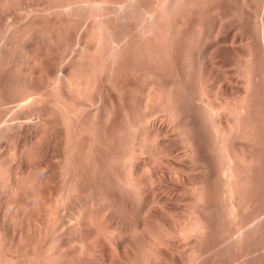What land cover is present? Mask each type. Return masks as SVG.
Wrapping results in <instances>:
<instances>
[{
    "label": "bare ground",
    "instance_id": "obj_1",
    "mask_svg": "<svg viewBox=\"0 0 264 264\" xmlns=\"http://www.w3.org/2000/svg\"><path fill=\"white\" fill-rule=\"evenodd\" d=\"M48 2H51L52 0H46ZM44 1V5H37L36 6V10L34 11V9H32L31 11H34L36 14H38L39 12L37 11H42L41 10V7H45L46 10H43V12L38 16H40L41 18L43 16H41L44 11H49L48 13L46 12V14L44 13V17L43 19L47 18L45 16H49L48 18L51 19L53 18V13H60L62 12L63 15H64V12H65V15L63 16L62 15V18H61V15L59 17V14L56 17L54 16L55 19H58L60 20L59 22H57V24H53L51 25L52 28H51V31L49 30L50 28L48 27H45V28H48V31H46L45 29L43 30V28H41L45 32L42 33L40 29H37L38 31L35 33H37V37L39 35V32L41 34V36H39V38H36L35 39H40V41L43 43L44 40H45V43H46V39L47 37H51V39H49L50 41L48 42L47 41V44L49 46L46 47L48 49H45L44 47V50H47L46 51V54H48L53 48L54 50L56 48L60 49L61 50V47L63 46L64 49L62 48V52H60L59 50L58 51H55L57 54L55 55V57L61 53H63V50H64V54H61L62 58H66V53L68 52V49L71 48L69 50V52L71 53L70 56L73 55V57L71 58L72 61H70L69 59L67 60V62H71L69 64V62L67 63L68 66L65 68V66L67 64H65V60L66 59H61V60H58L59 59V56H57L58 58L56 60L61 61L59 62V65L61 66L63 63L64 65V69L61 68V71L62 73L60 74L59 72V67H58V64L55 63V65L58 67L57 69L54 67V63L52 61V68L58 72V75H57V72L51 76V72L50 74H46L47 72H45V70L47 68L45 67H49L48 65L51 63L49 62V60H51L52 58H54L53 56L54 55H44L43 56V59H42V54H43V45L42 47H40L38 45L37 49L38 48H41L42 50L38 53H33V55L31 53H29L31 56H41V59L42 61H44V58L45 60H47L48 58L52 57L51 59H48L47 62L48 65L45 63L43 65V63H41L42 61L35 57V60L38 61L36 62L35 66H38L37 63L39 64V68L41 66H43L45 68V70L43 68H40V70H44L43 72H45L46 75H44L43 73V77L46 78V80H50V78L52 79L51 82L48 80L47 83L45 82V79H43V81L47 84L46 86H50L52 81L54 80V85H51L52 87H49V89L47 90V88L45 89V86L44 88H40V91L36 90L37 88L34 86L32 88V90L34 88L35 91H38V92H35V91H32L31 93H36L37 95H41L44 91V94H47L49 92V90L53 87H54V92H56V96L53 94L52 96H40V99L38 98L37 100H34L37 95L33 94V95H29L31 93H29L30 91L26 92V96L24 97V99H21L22 100H26L27 104H25L26 102L25 101H22V100H19L20 104L19 107L21 106V104L23 105L22 102H25L24 103V108L25 106H28V108H25V109H31L36 111L38 110L39 112L43 110V118L45 117V114H46V117L48 116L47 112L45 110H49L51 108V110L55 111V107L57 108V110L55 111V113L57 112V115H59V119H58V116L53 112H49L51 117H53L55 115V117L57 116V119L60 120V123H62L64 129H62V125L59 123V126H61L62 130H58L57 128L59 127L58 126V123L59 122L58 120L54 122L57 124H55L51 117H47L51 119V124L52 122L54 123V125H56V129L58 131H62L61 133L63 134H60L57 130V133L59 134V138H56L57 133H53L55 130H53V127L49 128V131L50 130H53L51 131L52 133V136L54 137H51V133H49V131L47 130L45 133V135L47 136V133H48V136H50L51 138L53 139H56L57 143H58V140L60 139V136H61V139L60 141L63 142L62 143V147H63V150L60 152V154L58 153V150H56V156H53L54 158L56 157V161L55 163L57 162V166L59 167L60 166V173H59V169L57 170V172L60 174V176L58 175V181L59 182H62V187L60 188H56L57 185L60 186L58 183L57 185L55 186V188L57 189L56 192L54 191L55 188L52 190L48 189V192L46 191V186L45 184L42 182L43 185H38L40 184L41 182L38 181V184L35 183V186H33V188H38V191H39V187L42 186L46 189L45 192L43 193V189L41 188V191H37V190H34V191H37L33 193L37 196V202L40 200V202H38L40 205H43V207L41 208L42 209V212L39 213L38 211V217H37V213L34 211V213H36L33 217V214L31 213L34 209L31 208V206L34 204V205H37L39 206V204H36V198L35 201H31V204H29L28 206H30V216L29 214H25L24 216H27L29 215V219L31 218H34L32 220V222H35L32 224L27 225L28 228H26V232L29 233V231H31L29 228H32V225L34 226V231H33V238H34V235H36V239L37 237H42V240H39V238L37 239L39 241V243L44 246V233L48 234V233H53L52 236L50 235L51 239H49L47 236V239L49 240H45L46 241V244H45V247L42 248L41 245L38 246L42 249H44L45 251H43V253H46L44 254L43 256V253L40 252L39 254V249L38 248V252L35 250L37 249V246L35 245H38L36 242L37 240L35 241V243L33 242L35 240V238L33 239L32 245L31 242H28V244L30 245H27L29 247H26L25 248V243L23 242V238L26 237L24 234L26 232H21V236L19 239H22V243L23 246L25 249L29 250L32 249L33 251V245L34 247V250L36 252H29L30 254H26V256H28L29 259H25V250L24 248H22L21 250L22 251H18L17 249H20L19 247H17L18 245H15L17 244L19 241H16L17 243L15 244H12L13 242L11 243H8V241L6 242L7 239H4V238H1V240H5L4 243L6 242L7 244H10V246H8V249H6L7 246L4 245L3 243V240L1 241L0 240V264H23L26 260L27 263L25 264H205V262L209 259L208 257L210 256L211 257V262L214 261V258L215 260L216 259H219V256H222L224 253H222L221 251L224 252L227 251L228 249L233 250V248L235 247H238L240 250H237V248L235 250L239 251L240 254H238L239 252L235 251V253L237 252L238 255L234 254V255H230L231 253H226L227 254V257H223L224 255L226 256V254H224L219 260H216L214 263H211V264H248V260H250L249 258H252L251 256H253L254 258H256L257 260H260L261 262H263L264 260H261V259H264V239H261L259 235H262V237H264V233H260V231L262 229H264V198L262 197V195L264 196V111H263V108H262V101H261V98H260V92L262 93V90L260 89V87H263L264 86V0H259L257 1L256 3L257 4H260V6L258 5H255L256 9L259 7L260 8V12L262 11V13H259V10L258 12L253 10L254 12H256L257 16L254 14V17L256 16L258 18V13L262 16H260L258 19H255L252 15V18L251 19H248L251 23L253 24H250V22L248 21V23L250 25H253L252 27H256V24H257V32H256V36H254L256 39H257V46L255 47V44H252L253 42L252 41H255L256 39L254 37H252L250 40L248 37V34H247V37H243V41L241 39V41L243 42V48H244V45H245V48H244V52L242 51L241 53H244L243 57L245 61L241 60L240 59L238 62L240 64L244 63V64H236L237 67L240 66V70L238 72H236L237 76L234 74L235 72L231 73L229 72V75H228V71L227 69L224 67L226 65V62H223L221 63V60L217 57V55H219L218 52V48L221 47V44L223 43L222 40H226L224 38H221L222 36H219L220 34H222L221 32L224 31V33H226L225 31H227L226 27H227V21L228 23L231 22H234L235 20H239V17L242 18L239 14L240 12L247 18L248 16L251 17V14H253L254 12H251L250 13V7H253L251 5H253V1L252 4L250 3V0H235L238 5H239V8L241 9H238L240 10V12L237 10H235V13L238 15V19H236L235 17H233L235 15V13L233 14H230L232 11L229 10V12H225L227 11L225 9V13L223 12V8H220V11H219V5L220 7H222L223 5H221L222 1L220 0V2L218 3L217 0L216 3H218V5L216 4H213L212 1L210 0H204L202 2H205L206 4L204 5L201 4L200 5V2L199 0H148L150 5L147 7V3L146 1L147 0H143L144 3H140V2H143L142 0H67V3L65 4H59L60 2H58L57 0H53V1H56L53 5L52 4H48V2ZM62 1L63 0H59ZM140 1V2H139ZM46 2V3H45ZM201 2V3H202ZM212 4H211V3ZM259 2V3H258ZM64 3V2H63ZM211 5H209V4ZM240 3V4H239ZM249 3L251 4L249 6ZM48 4V5H47ZM56 4V5H55ZM53 5V6H51ZM203 5L205 6L204 8H206L207 5L208 8H209V11H210V6H216L215 8H213V13H214V16H215V19L212 21L211 20V23H213L212 27L211 25L210 26H207L209 25V23L206 25L207 28H210L208 30H210V32L208 33V35H204V30L203 32H201V30H203L205 27H204V24L203 22L204 21H201L205 18L206 20V17L207 15L205 16L204 14V9L201 8V10H199L201 12V14L205 17H203L202 19V15H200L199 11L197 10V7H203ZM47 6H50L52 7L51 9L53 10L54 7L55 9L54 10H61V11H58V12H54V11H50L51 9H49L50 7L47 8ZM143 6H146V7H143ZM180 6V10L178 9V7ZM218 6V8H217ZM241 6V7H240ZM68 7V9L66 8ZM71 7V8H69ZM130 8V10H136V14L139 13V16L137 14V17L138 20H137V24H134L132 25V21L133 18H128L129 16H125L124 12H126V8ZM128 8V10H129ZM208 8H206L208 10ZM258 8V9H259ZM48 9V10H47ZM216 9V10H215ZM222 9V10H221ZM128 10H127V13H128ZM195 10L196 11V14L199 13L200 17H198L199 15H196V20L193 18H191L192 16L191 15H194L195 14ZM215 10V11H214ZM252 10V9H251ZM30 11V12H31ZM192 11H194L193 13H191ZM203 11V12H202ZM211 11H212V7H211ZM219 11V12H217ZM34 12H31V14L33 13L35 15ZM66 12H67V15L68 13H74L72 15H68V16H72V20L71 19H66L65 20V16H66ZM134 13H131V11H129V13L132 15H130V17H133V15H136ZM217 12V13H216ZM223 12V13H222ZM49 13H52L51 17L50 15H48ZM60 13V14H62ZM186 13H191L190 15L186 14ZM207 13H210V12H206ZM32 14V15H33ZM79 15L78 17L80 18H77V19H80V20H85V24L84 26L85 29H83L81 23H84L82 21H79L77 20L76 21V18L75 16L76 15ZM33 15V16H34ZM208 18L210 17V14H208ZM212 17L213 14L211 13ZM37 15H35V17L37 19L38 18ZM74 16V17H73ZM188 16V17H187ZM191 16V17H190ZM231 16V19H228V17L230 18ZM33 17V18H35ZM77 17V16H76ZM113 17H116V19L118 18V22H119V18L123 21L124 18L126 19V17L130 20V27L132 28L133 26L136 27H133L134 31L130 28V31L129 29H126V28H129L127 25H129V23L127 24L126 22L124 23L123 22H119L120 24L122 25H119V30H121L122 32H119L117 29L118 28H115V24L114 26L112 25L114 23L113 21ZM124 17V18H123ZM198 17V18H197ZM243 17V18H245ZM249 17V18H250ZM47 18V19H48ZM64 18V20H63ZM83 18V19H81ZM136 18V17H134ZM136 18V19H137ZM189 18L190 20L194 23V21H196L194 24L193 23H190L191 21H189ZM201 18V19H199ZM233 18V19H232ZM235 18V20H234ZM255 19L252 20V19ZM46 19V20H47ZM75 22H78L81 24H77ZM132 19V20H131ZM135 19V20H136ZM200 20V24L198 25V21L197 20ZM228 19V20H227ZM45 20V21H46ZM63 20V21H62ZM83 20V21H84ZM115 20V18H114ZM227 20V21H226ZM234 20V21H233ZM243 21H246L245 19H241ZM239 20V22L237 21V23H241L239 25L241 26H244L242 24H245L247 23V21L244 23L243 21ZM253 22H252V21ZM257 20V21H256ZM58 20H54V22H56ZM66 21H73L72 24H77L79 25V27L81 26L83 29V31L80 32L81 29H79L78 31V38H77V35L75 37V42L77 41L78 39V43L77 45H79V47L77 46V48L74 50V52H72L73 48L76 46V43H75V46L74 45H71V42L69 43V39L67 41L66 39V36L63 34V25L64 23H61L58 25V23L60 22H65L64 26L65 29H68L70 28L69 24L66 22ZM113 21V22H112ZM241 21V22H240ZM48 22H51V23H54L53 20H49ZM112 22V24H111ZM117 22V20L115 21V23ZM117 22V25L119 24ZM128 22V20H127ZM209 22V21H208ZM255 22H257L255 24ZM206 23V22H204ZM226 23V24H225ZM68 24V26L66 25ZM188 24L189 26H191L190 24H193V27H190L191 29H186V31L188 33H191V34H187L186 31H182L184 30V28H189L188 27ZM203 24V26L201 25ZM248 24V25H249ZM116 25V27H117ZM125 25V29L126 30H122L121 28H123ZM226 25V26H225ZM255 25V26H254ZM53 26H56V27H59V32L55 31L54 33L52 31H54L53 29L55 27ZM72 26V25H71ZM127 26V27H126ZM201 26L203 27V29H201ZM241 26H238L239 27V30H241L240 28H242ZM247 25H245V28H246ZM63 30H62V28ZM68 27V28H67ZM114 27V28H113ZM180 27V28H179ZM237 27V28H238ZM26 28V27H25ZM24 26H23V30H25V32L27 33H23L21 31H17V34H19L18 36L19 37H23V35H32L30 31H27V28L25 29ZM113 28V29H112ZM193 28V29H192ZM236 28V29H237ZM28 29H31V28H28ZM58 28H56L57 30ZM175 29H179L178 32L175 30ZM226 29V30H225ZM243 31H238L239 32H242L241 34H245V31H244V28H242ZM253 29V28H252ZM255 29V28H254ZM253 29V31L255 32V30ZM22 30V31H23ZM113 30H117L118 32H114ZM129 32H128V31ZM191 30V31H190ZM133 31V32H132ZM180 31V32H179ZM207 31V30H206ZM21 32V34L19 33ZM61 32V33H60ZM114 32V34H113ZM125 32V33H123ZM128 32V33H127ZM184 32V33H183ZM198 32H199V35L202 34L205 36L206 38V41L204 40L205 38L202 36V35H198ZM244 32V33H243ZM81 33V34H80ZM120 34L121 35H117V34ZM186 33V34H185ZM197 33V34H196ZM223 33V34H224ZM16 34V35H17ZM23 34V35H22ZM45 37H44V35ZM51 34V35H49ZM53 34H57L59 37L58 40L55 39V37L57 36H53ZM64 35L62 36L61 38L63 39H66V41L68 42H63L62 39L60 38V35ZM222 34V35H223ZM24 36V40H25V37L27 36ZM47 35V36H46ZM200 40L204 42H207V48H205L204 50H201L202 48H195V45L196 44V41L199 40V37ZM255 35V34H254ZM4 36V35H3ZM118 36V37H117ZM218 36L222 39H219L218 40ZM244 36V35H243ZM246 36V35H245ZM17 37V36H15ZM43 37V38H41ZM198 37V38H197ZM46 38V39H44ZM246 38H248L246 40ZM16 39H19L17 40L18 42H20L21 38H16ZM23 39V38H22ZM245 39V40H244ZM255 39V40H254ZM26 40H28V37L26 38ZM37 40V42H38ZM62 44V46H60V42ZM221 42H218L220 41ZM250 40V41H248ZM57 42L59 44H56L54 45L55 43L53 42ZM201 41H197V43H200ZM245 41V42H244ZM36 42V40L34 41ZM53 42V43H52ZM204 42H201V43H204ZM256 42V41H255ZM254 42V43H255ZM39 43V42H38ZM37 43V44H38ZM52 43V44H51ZM64 43V44H63ZM245 43V44H244ZM36 44V43H35ZM47 44H44L47 45ZM53 45V46H50ZM68 46V49H67V46ZM74 44V43H73ZM180 44V45H179ZM66 46V49H65V46ZM179 45V46H178ZM200 44H197V46L199 47ZM71 46V47H69ZM194 49H193V47ZM201 46H206L205 43ZM200 46V47H201ZM51 47V48H50ZM180 47V54L183 56V54L186 52L188 53V55L190 54V52L193 50V51H197L198 49H200L199 51H202L200 52V56L198 57L197 53H199V51L196 53L194 52V54H190L191 55V58L193 55H196L194 56V59H190V56H188L187 54H185V56H183L184 58L182 59V57H179L181 60L178 62V61H175L176 60V57L175 55L177 54L178 55V52L177 50L179 51V48ZM178 48V49H177ZM192 48V50H191ZM242 48V49H243ZM1 50V49H0ZM57 50V49H56ZM67 50V51H66ZM222 48L219 49V52H221ZM49 51V52H48ZM184 52V53H181V52ZM192 51V52H193ZM54 52V51H52ZM51 52V53H52ZM54 52V53H55ZM66 52V53H65ZM68 52V54H69ZM1 54V52H0ZM24 54V51L20 57V59L22 60L21 62V65L20 63H17V66L18 64L20 66H23V63L25 62V65H28L29 67L26 66V70H27V74H25V76H23L22 74L26 73L24 72L25 70V67H22L21 68H18L17 69V73H20L19 77L22 75V79L24 77H26V79H28V77L32 78V76L30 75L31 74V71H32V68H31V71L30 70V64L31 65H34V62L32 61L34 59L31 60V59H28L26 61H24V58L25 56L28 55V53H25V56L23 55ZM27 54V55H26ZM36 54V55H35ZM39 54V55H37ZM41 54V55H40ZM45 54V53H44ZM67 54V55H68ZM129 55L131 59L134 60V62H136L137 64H139V66L137 67L138 71H139V68H140V65L143 67H141L140 71L141 73L143 72V77L139 71L138 72H134L132 68L129 67V69L132 70L133 72V77H137L138 78V74H140V76L143 78V81L140 83V84H143V87L146 85L145 89L142 91V89L138 92L137 89L135 87H132L133 85H131L129 87V82H126L128 84V87L131 89H134L135 90H132L134 93H136L135 91H137L139 94H135V96L133 95V97L131 96V93L133 92H128V94H130V97H132V99H135L134 97H136V95L140 96V94L142 93L140 99L141 100H138V96L136 97V100H133L131 102V99L130 100V104H134V103H137V113H136V116L133 118L131 117L130 114H133L135 115L133 112L136 111L135 110V107L133 105H131L132 107H134L133 109L131 108V106L129 107L131 109H128L126 110L129 111L128 114L130 115H126V117L124 118L125 114H127L125 112L124 116H123V119H128L127 122H129V124L126 122L125 120V123H126V126L124 128V125H122V122L124 121H121L119 123V120L117 119L115 124H118L119 123V127H123V128H119V133H118V130H115L117 128H114L113 129V132L116 133H111L112 136L113 135H117V137H119V139L122 140V142L120 143L121 145H119L118 143H116V141H118V138L117 137H111L112 138V141L114 142L115 145L119 146H115L117 147V149L114 147V144L113 142H111V140L107 139L108 137L110 136H107V138L105 137L104 140L105 142H107L105 144V142L103 140H100L102 138H100V136H97L99 137L98 140L95 139L97 137H94L93 135V138L95 140L98 141H103V147L100 146L101 143H96L97 141H95L93 139V143H95V148H94V145L92 143V137H88L90 136V134H92V132L95 133V130H93V128L95 127L96 123H97V127L96 128H100L98 127L99 124L101 125L100 121L99 123L96 121L98 119V117L101 116L100 112L99 114H97V111H102L103 108H107L105 111L103 110V112H106V111H110L108 113V115L111 114V109L110 107V103L108 102V98L105 99V96L102 95V97L105 99L104 103L107 102L108 104V107L104 106V103H103V108H97V107H102V99H100V105L98 106V103L97 100L95 101V98L99 96H96L95 93L97 92L96 90L102 85L104 84V82L102 83L101 81H103L104 76L107 75V72L110 70H108V68L110 69L112 66H110L109 64H112L113 61L115 63V61H118L117 66H116V69L118 70V65L119 63L121 64V61H123V59L121 60V57L123 58L124 55ZM179 54V56H180ZM214 54V55H213ZM217 54V55H215ZM239 51H238V55L239 56ZM30 55L27 56L28 57H31ZM50 55V56H49ZM123 55V56H121ZM125 55V56H126ZM176 55V56H177ZM214 56V57H209V56ZM221 55V54H220ZM235 55H236V51H235ZM23 56V57H22ZM49 56V57H47ZM120 56V57H119ZM215 56L220 60V63L219 64H223V68H225L224 72H221L223 75L222 77H220L219 81L222 79L223 82L225 83V86L223 85V83H220V84H217L219 86H224L225 88L231 90V88H233L234 90V87L236 88V85L238 86V83L239 82H242V83H239V86L241 84V87L239 88L238 91H234L231 90L234 94L232 95L233 93H231L232 96H230L229 94H225V92H228V90H224L225 88H221L223 89V91L225 92H221V91H218L217 87L215 88L213 82V86L209 85V83H211V81L208 83V77L210 74H207L206 73V70L209 66H212L213 68H210L211 71L214 70V64L216 63H213V60L215 58ZM241 56V54H240ZM239 56V57H240ZM211 59H209V58ZM1 58V56H0ZM117 58H119V60H121L119 62V60H117ZM126 58V63L127 61L129 62L128 64L131 66V67H134L135 64H133L134 66H132V63L130 61H132L131 59H129L127 56L125 57ZM128 58V60H127ZM179 58H177L179 60ZM195 58L197 59V61L195 60ZM236 58V57H235ZM41 62H39V60ZM55 59V58H54ZM113 60V61H110V60ZM216 59V58H215ZM218 59H216L215 61L218 62ZM223 59V58H222ZM32 62H31V61ZM125 60V59H124ZM169 60H173V65L175 64V62H178L177 64L181 65V64H185L183 66L184 69H186L184 71V69L182 68V66L178 67V65H174V69H180L179 71V75L181 76V82H178L179 84L182 85V87L185 88V90L183 91V89L181 87H176V85L174 84V82L176 81L175 80V76L174 75V72L176 74L178 73V70H173L171 69L170 72L169 70L165 69V67L167 68L170 64V68L172 66L171 63H169L170 61ZM196 61L197 63H199V65L197 64L198 67H200V71L198 72V70L196 71L197 74H199V77H195L196 80L200 79V87H198L196 90L194 88H192V86H194L193 84H190L189 81H193L194 79H191L194 78V72L192 71H189L188 69H193L194 67H196V62H192L191 61ZM212 60V62H210L209 64V61ZM237 61V58L235 59ZM31 63H30V62ZM64 61V62H63ZM184 61V62H183ZM224 61V59L222 60ZM57 62V61H56ZM111 62V63H109ZM124 62V61H123ZM121 65H127L128 67V64L126 63H123ZM182 62V63H181ZM27 63V64H26ZM114 63H113V68H114ZM131 63V64H130ZM191 63V64H190ZM218 64V63H217ZM41 65V66H40ZM47 65V66H45ZM167 65V66H166ZM190 65H193L192 67ZM106 66H110V67H106ZM125 66H121L122 69H124ZM190 66V68L188 67ZM222 66V65H221ZM221 66H219L221 69ZM19 67V66H18ZM37 67V68H38ZM126 67V69H127ZM136 67V66H135ZM168 67V69H170ZM29 68V70H28ZM35 68V67H34ZM33 68V70H34ZM51 67H49L48 69L50 70ZM107 70H106V69ZM119 67V69H121ZM222 68V69H223ZM21 69V70H20ZM105 69V70H104ZM115 69V70H116ZM124 69L123 72L126 70ZM136 68H134V70H137ZM237 69V68H236ZM25 70V71H26ZM37 70V69H36ZM34 70L35 72H38L37 75H40L39 74V70ZM112 70V68H111ZM113 70L112 73L110 74L111 75V78H109L110 80H108V76H106V80H105V85L106 84H109L107 83V81L109 82L110 81V84H109V87H114L115 85L112 83V86L111 85V82H114L116 81V79L114 78L115 81H113V76L117 77L118 76H121L122 74L120 72H122L121 70ZM163 70H167L169 73L165 72L167 75H168V78L171 76L173 79V82L170 81V78H169V81L171 82V84H168L170 82H167V75H166V81L164 80L165 78V75H164V72ZM183 70V71H182ZM217 70V69H216ZM235 70V69H234ZM19 71V72H18ZM24 72L21 74V72ZM32 72V74L34 75L35 72ZM42 71L41 74H42ZM48 71V70H46ZM107 71V72H106ZM128 71V70H127ZM125 71V72H127ZM174 71V72H172ZM219 74V70H217ZM221 71V70H220ZM227 73H226V72ZM30 72L29 76H28V73ZM48 72V73H49ZM104 72V73H103ZM106 72V74H105ZM108 72V73H109ZM114 72H118V74L115 73V75L113 74ZM130 72V71H129ZM130 72V74L132 73ZM190 72V73H189ZM191 72L194 74H191ZM210 72V71H209ZM208 72V73H209ZM136 75H135V74ZM173 73V74H171ZM201 73V74H200ZM212 74V72H210ZM220 73V74H221ZM53 74V73H52ZM104 74V76H103ZM113 74V75H112ZM121 74V75H120ZM126 74V73H125ZM163 74V76H162ZM190 74L192 75L190 77ZM219 74V75H220ZM230 74L233 76L235 75L237 78V80L239 81H235L236 82V85L233 86V81L232 79H230ZM238 74H240L241 76L238 77ZM27 75V76H26ZM36 73H35V76H37ZM50 75V76H48ZM208 75V76H207ZM37 76L38 80L36 83H38L40 80H41V77ZM50 78H48V77ZM56 76V77H55ZM103 77L100 79V77ZM178 76V74H177ZM197 76V75H196ZM201 76V77H200ZM218 76V75H217ZM54 77V78H53ZM219 77V76H218ZM36 78V77H35ZM40 78V79H39ZM48 78V79H47ZM118 78V77H117ZM162 78L163 81H162ZM179 78V77H178ZM179 78V80H180ZM212 79H216L217 77L211 75V77H209ZM232 78V77H231ZM234 78V76H233ZM26 79L24 78L23 80V83L25 82L26 86L27 83H26ZM112 79V80H111ZM141 80V78H139ZM191 79V80H190ZM214 79V80H215ZM235 79V78H234ZM29 80V79H28ZM27 80V82H28ZM33 80V78H32ZM35 80V79H34ZM101 80V81H100ZM175 80V81H174ZM213 80V81H214ZM217 80V79H216ZM215 80V81H216ZM41 81L40 83L41 84H44L45 83ZM101 82L102 84H98V82ZM199 81V80H198ZM198 81L195 82L198 83ZM30 82V81H29ZM32 82V81H31ZM30 82V83H31ZM35 82V81H34ZM145 85H144V83ZM165 82V83H163ZM217 82V81H216ZM222 82V81H220ZM50 83V85H49ZM125 83V82H124ZM125 83V85H126ZM198 83V84H199ZM116 84V83H115ZM196 85V86H199V85ZM222 84V85H221ZM232 84V86H231ZM32 85V83H31ZM29 85V86H31ZM99 87H98V86ZM189 85H192L191 86V89H194L195 92L193 91V93L191 91V94H194V96L192 97L193 100L196 104L195 106L197 105V108L200 110V113H198L199 116H196L197 117V120L195 119L194 120V117L193 119L191 118V116L186 112H184L188 106L186 107V109L184 110L183 109V106L182 104H184V102L182 104H180L182 106L179 105V102L181 101H186L188 100L186 98V96H189L190 97L192 96L190 93H188V95L186 94L188 92V86ZM97 86V87H96ZM107 86V85H106ZM105 86V88H106ZM186 86V87H185ZM218 86V88H219ZM103 87V86H102ZM109 87H107L108 89H105L106 91H103V92H107L109 90ZM28 90H30L31 88L27 87ZM97 88V89H96ZM128 88V89H129ZM179 90H176L178 89ZM200 88V89H199ZM42 89V90H41ZM44 89V90H43ZM51 89V90H52ZM96 89V90H95ZM103 88H101L102 90ZM127 89V88H126ZM127 89V90H128ZM189 89V90H191ZM220 89V90H221ZM238 89V88H237ZM236 89V90H237ZM263 89V88H262ZM46 90L48 91L46 93ZM50 90V91H51ZM104 90V89H103ZM126 90V91H127ZM264 90V89H263ZM42 91V92H41ZM53 91V90H52ZM52 91H51V94H52ZM96 91V92H94ZM100 91V90H99ZM179 91V92H177ZM185 92L184 95L185 97H183V92L182 94H180L181 92ZM230 91V92H231ZM40 92V93H39ZM102 92V94H103ZM198 92V93H197ZM219 92H221L223 95H220ZM229 92V93H230ZM29 93V94H28ZM109 93V91H108ZM106 93V94H108ZM100 94V92L98 93ZM97 94V95H98ZM180 94V95H179ZM225 94V95H224ZM28 95H29V99L31 97H35V98H31L30 101L28 99ZM38 95V97H39ZM48 95H50V93H48ZM183 95V96H181ZM263 95V94H262ZM31 96V97H30ZM96 96V97H95ZM101 96V94H100ZM23 97V96H22ZM50 98L51 100V97H53L52 101H49L48 99ZM106 97H108V95H106ZM47 98V99H46ZM186 99V100H183V99ZM41 99H43L45 102H48V103H55L54 106H50L49 107V104L47 105L49 107L46 108V103L44 105V101H42V103L40 102ZM55 99V101H54ZM40 100V101H38ZM99 100V99H98ZM191 100V99H190ZM263 100V99H262ZM22 101V102H21ZM139 103V106H138V102ZM40 103L42 104L43 106L39 107L37 106L38 104L37 103ZM188 101H186L187 103ZM193 102V103H194ZM96 103V104H95ZM184 104V105H187V104ZM52 105V104H51ZM96 105V106H94ZM136 105V104H135ZM189 105V104H188ZM45 106V107H44ZM92 106V107H91ZM110 106V107H109ZM190 106V105H189ZM53 107V109H52ZM94 107H96V109H94V111H96L95 113H90L89 112L87 113L86 111H91L89 110L90 109H93ZM140 107V108H139ZM264 107V106H263ZM21 107V109L19 110L18 109V106H17V110L15 111V114L17 115L18 112L20 111H25V109ZM45 110H44V109ZM141 110L138 111L139 109ZM190 108V107H189ZM188 108V111H190ZM23 109V110H22ZM28 110L30 112V114L33 112L32 110ZM100 109V110H99ZM193 109V108H192ZM195 108V110H198ZM19 110V111H18ZM134 110V111H133ZM184 110V111H183ZM32 111V112H31ZM38 111H37V115L38 114ZM45 111V112H44ZM93 111V110H92ZM187 111V110H186ZM26 112V111H25ZM27 115V113H25ZM86 112V113H85ZM140 112V114H139ZM164 113L163 116L161 117L160 113ZM36 113V112H33V114ZM42 112H40V115ZM45 113V114H44ZM53 115H52V114ZM22 114V113H20ZM31 114V115H33ZM85 114V117H86V114L89 115V120L88 118L86 117V119L88 120V123L89 122H93L94 126L93 128H91L93 131H89L91 129L87 128L86 127V124L88 125V123L86 122L87 120H83L81 121L80 123H83L80 125V123H78L81 119V115L84 117ZM97 114V116L95 115ZM104 115V113H102ZM107 114V112H106ZM105 116H101L103 117L102 118V122L104 121V119L106 120V115ZM138 114V116H137ZM193 114V113H192ZM191 114V115H192ZM15 115V116H16ZM49 115V116H50ZM158 116V119H157V116ZM25 117V115H23ZM22 115H19L18 117H20L17 121H15L16 119H14V123L13 125H15V128L14 127H11V128H14V130L19 127L17 126H22V124L25 125V123H23V120L21 121V118L23 117ZM28 116L30 117L29 113H28ZM28 116H26L28 118ZM96 116V117H95ZM112 116V114H111ZM111 116H109V118L107 119L109 122H111L112 118ZM156 116V117H155ZM166 117V118H163V117ZM17 117V116H16ZM25 117V119H26ZM42 118V116H40ZM39 117V122L40 124H42V126H39L42 127V128H46L47 125L49 124H46V126H44L45 123H48L46 120V122H44V124L42 123V121H40V118ZM45 117V119H46ZM54 117V119H55ZM83 117H81L83 119ZM101 117L99 119H101ZM106 117V118H104ZM160 117L163 119L162 121L164 122V119L168 120L167 124L166 122H161L160 120ZM189 117L191 118V120H189ZM198 117L199 119L201 120V123L199 122L200 120H198ZM13 118V117H12ZM15 118V117H14ZM97 118V119H96ZM122 118V117H120ZM132 118V119H130ZM23 119V118H22ZM85 119V118H84ZM96 119V120H95ZM56 120V119H55ZM160 122H159V121ZM20 121L22 123H20ZM37 121V122H38ZM77 121V122H76ZM94 121H96V123H94ZM108 121H104L103 123L104 124H107L109 123ZM191 121V122H190ZM198 122L195 123V122ZM20 125H19V123ZM38 122V123H39ZM77 125H80V127L78 128ZM189 122V124H188ZM29 122H27L26 124L28 125ZM36 122H34L35 124ZM37 123V124H38ZM89 123V126L90 124ZM167 125H166V124ZM194 123L195 125H199L201 124V127H203V125L205 126L204 131L205 133L203 135H208V139L205 137V139L207 140H203L205 142L202 143L200 150H202V148L204 149V146H206V152H208V154L206 152L202 153L205 154L206 153V156L203 155V159L206 157V160L208 158L207 155L210 156V160H211V163H210V160H208L209 162L204 163L206 161H202L200 159V157L202 156H198L199 152H201L199 150V148H197V146H199V141L202 139L199 138V141H198V144L196 140H194L193 137L194 133L196 137H198L197 133H198V129L201 127H199L196 131V129L194 130L193 128H197L196 126L194 127ZM200 123V124H199ZM18 124V125H17ZM34 124L32 126V124L30 125L31 127H33V130L35 129L34 128ZM35 124V127L38 125ZM75 124V125H74ZM124 124V122H123ZM190 124H193L192 126V129L190 128L191 126H188ZM53 125V124H52ZM122 125V126H121ZM12 126V125H11ZM77 127L76 130L78 132H76V134L78 135H74L75 131L74 130L75 128L74 127ZM9 127V126H8ZM31 127H28V128H31ZM118 127V126H117ZM129 127V128H128ZM9 127V129H11ZM22 128V127H21ZM39 128V127H38ZM47 128V129H48ZM54 128V129H55ZM128 128V130H127ZM16 129V131H17ZM20 129V128H19ZM32 129V128H31ZM96 129V131L98 130ZM127 130L128 133L126 131ZM191 129V130H190ZM12 130V129H11ZM43 130V129H42ZM41 130V131H42ZM46 130V129H45ZM43 132H40L39 135L43 134ZM115 130V131H114ZM123 130V137L125 138V140H123L124 138L122 137V134H120V132ZM35 132L37 131L34 130ZM39 131H40V128H39ZM100 132V129L98 130ZM191 131H195V132H191ZM90 132V133H89ZM190 132L192 134H190ZM200 132V131H199ZM203 130L200 132V135L202 134ZM98 132H96L95 134H97ZM36 135H38V132L35 133ZM54 134V135H53ZM87 134L85 137L87 140L90 139L91 140V143H92V146L94 149H97V150H94L92 148V150L94 151H90V149L87 150L86 147H88L89 144H87V146L85 145V147L81 149L80 146H82V142H89L90 140H88L86 142V139L82 140L84 138V135ZM89 134V135H88ZM94 134V135H95ZM99 134V133H98ZM120 134V135H119ZM199 134V133H198ZM35 135V136H36ZM45 135H41V138L39 137H36L37 141H42V138H44ZM80 135H83L81 136L82 138H79L80 141H82L80 143L78 137ZM119 135V136H118ZM126 135V137H125ZM192 135V136H190ZM199 135V137H200ZM57 136V137H58ZM74 136H77L74 138ZM63 137V138H62ZM193 137V138H192ZM46 138V137H45ZM48 138V137H47ZM46 138V139H47ZM77 138V139H76ZM117 138V139H115ZM123 138V139H122ZM204 138V137H203ZM39 139V140H38ZM45 139V140H46ZM50 139V138H49ZM63 139V141H62ZM75 139H76V143H80V146L78 145H75ZM116 141H114V140ZM48 140V139H47ZM51 140V139H50ZM39 141V142H40ZM44 141V140H43ZM53 141V140H52ZM79 141V142H78ZM113 144H110V142ZM55 142V141H54ZM60 142V144H61ZM120 142V140H119ZM202 142V141H200ZM207 142V143H206ZM56 145L59 146V143ZM90 143V142H89ZM179 143H183L185 148L182 150H180V153L177 149H180L177 147V144L179 145ZM98 147H102L100 148L102 151L104 150V146L105 145H109L110 147L113 146V151L111 150L112 148H110L109 150L111 151H108V158H105L106 160H111V158L113 159V161L111 160L110 164L113 165V167H110L108 166V168L110 170H112V175L114 174H120V172L122 174L120 175H115L119 180L116 179V181L114 180L115 177H111V174H109V171L108 170V174H109V178H112L110 180H113L110 182V184L112 182H116V183H112V184H116L115 187H120V188H117L118 190L120 189V194L122 196V198H124V195L125 193H121V192H128L129 195L131 194L134 199V201L136 202V205L133 203H135L131 197L127 200H129L130 202L133 201V203L131 202V206H135L134 208H137V212L139 213V216L138 213L137 215H135L134 213L130 215V219L133 217V215H135V218L133 219H129L128 223L125 222V220H122V218H120V216H118L117 214H114L117 219L114 217L113 213H116L117 212V209L115 212H112L114 211L113 209H115V207L113 206V201L110 202L109 199L107 200L106 197H104L103 195L101 197H104V198H101L99 197L98 200L94 199V198H89V197H86L87 199H85V197L83 198L82 196L78 195V187H76V185L78 186V183L76 184L75 182H78V178H80L82 176V173L84 174V172L81 173V170L83 171V168L85 169V166H87V169H85L86 171L88 169H90L91 167V162L88 161L89 158H86V151H90L92 154L95 153V151L97 152L98 151V147H96L97 145ZM91 145V144H90ZM107 145V146H108ZM112 145V146H111ZM182 144H180L181 146ZM183 146V145H182ZM62 147L59 146V148L61 149ZM76 147H80L78 148L79 149V154L77 153L78 149H76ZM90 147V146H89ZM88 147V148H89ZM57 148V149H59ZM107 147H105L106 151L108 149ZM120 148V149H119ZM59 149V151H60ZM182 149V148H181ZM77 150V151H76ZM82 150V152H81ZM199 150V151H198ZM16 151V150H15ZM76 151V153H75ZM104 152L105 154L107 152ZM182 151V152H181ZM109 152H115L113 156L109 155L110 153ZM80 153H82L83 157L86 159V161H83V159H80V157L82 156ZM100 153V151H98L96 154ZM103 153V160L101 159L102 163L103 164V161L105 160L104 155ZM14 154H18V152H14ZM95 154V156L97 157V155ZM112 154V153H111ZM116 154V156H115ZM199 154V155H200ZM76 157L77 155V158L79 156L78 159V163L77 161L75 162L74 160H76ZM91 155V154H90ZM40 158L42 157V155H39ZM89 156V154H87V157ZM94 156V155H93ZM90 157V156H89ZM107 157V156H106ZM114 157V158H113ZM75 158V159H74ZM82 158V157H81ZM93 159V158H92ZM115 159H116V164H113L115 162ZM90 160V159H89ZM109 160V161H110ZM205 160V159H204ZM74 161V162H73ZM81 163H80V162ZM91 161V160H90ZM93 161V160H92ZM90 163V166L88 165V163ZM106 162V165L103 164V168L104 167H107V165L109 164L108 161H104V163ZM108 162V163H107ZM120 162V163H119ZM59 163V165H58ZM76 163V166L73 164ZM83 163V164H82ZM87 163V164H86ZM210 163V165H209ZM78 164L80 165H83L81 168V166H79ZM86 164V165H84ZM109 164V165H110ZM118 164H121L120 167L122 171L119 170V168L116 166ZM206 164V165H205ZM118 168L114 169L115 166ZM78 166V167H77ZM89 166V167H88ZM209 166V167H208ZM73 167H76L77 169L75 171H79L80 169V172H76V174H78V178L75 175L71 176V172L72 169L74 170ZM80 167V168H79ZM106 169V168H104ZM91 170V169H90ZM115 170H118L119 173H115ZM74 171V172H75ZM85 171V172H86ZM89 171V170H88ZM17 172V171H16ZM18 172H20L18 170ZM106 172H107V169H106ZM111 173V171H110ZM12 174V173H11ZM17 174V173H16ZM13 175V174H12ZM10 175V173H8V176H5L9 179H13V176ZM18 175L20 176V179L23 178L21 177L20 173H18ZM17 175V176H18ZM74 176L77 178H74ZM120 176V177H119ZM61 179H60V178ZM208 177V181L207 178ZM15 178V176H14ZM19 178V177H18ZM16 178V179H18ZM73 178L74 180H76L75 182L73 181ZM18 179V180H20ZM24 179V178H23ZM41 179V177L39 178ZM60 179V180H59ZM15 180V179H14ZM25 180V179H24ZM42 180V179H41ZM109 180V181H110ZM17 181V180H16ZM119 181L121 186H118L117 182ZM206 181L208 183H206ZM19 182V181H18ZM24 182V181H22ZM27 182V181H25ZM24 183H21L19 189H22L24 187H27V183L25 184ZM74 182V183H73ZM210 182V183H209ZM213 182V183H212ZM20 183V182H19ZM18 183V184H19ZM213 185H212V184ZM17 184V183H16ZM22 184H25L24 186ZM119 184V185H120ZM207 184H211V190L208 188L209 186ZM75 185V186H74ZM19 186L17 185V188ZM76 187V188H75ZM50 188V187H48ZM78 188V189H77ZM77 189V190H75ZM125 189V190H124ZM43 190V191H42ZM123 190V191H122ZM180 190L182 192H180ZM22 191V190H20ZM50 191H54L53 195L51 194L50 197H47L49 194ZM76 191V192H75ZM82 191V190H81ZM85 191V190H84ZM178 191L177 193L178 194H174L173 192H176ZM83 192V191H82ZM81 192V193H82ZM86 194H87V191H85ZM84 192V193H85ZM48 193V195L46 194ZM73 193H76L77 194V197H78V200H76L77 198L75 197L76 194L73 195ZM79 192V194H81ZM173 193V194H171ZM189 193V194H188ZM83 194V193H82ZM81 194V195H82ZM86 194H83L86 196ZM124 194V195H122ZM173 196H171V195ZM183 194L187 195L185 198L183 196ZM74 196V199H75V203L74 204H69V201H74L73 197ZM88 195V194H87ZM127 195V196H126ZM125 197H128V194H126ZM175 195V196H174ZM35 196V197H36ZM82 197L83 199H80L79 198ZM89 196V195H88ZM21 197V196H20ZM128 197V198H129ZM18 196H16V199L17 200H13L11 201L10 203L14 206V204L17 206V204H19L20 202L23 203L24 199H21L22 201H20V198L18 200ZM15 199V198H14ZM33 199V200H34ZM73 199V200H71ZM83 200L81 202L78 203V201ZM85 199V200H84ZM89 200H95L97 203L95 202H89ZM126 199V198H125ZM262 199V200H261ZM105 200V201H104ZM107 200V201H106ZM126 200V201H127ZM88 201V202H87ZM101 201V202H100ZM181 201H185L186 203H182ZM28 203V199H26V201H24L25 204ZM30 202V201H29ZM77 202V203H76ZM112 204H110V203ZM17 203V204H16ZM20 203V204H21ZM23 203V204H24ZM67 203L74 209L72 210L71 207H68V209L70 210H66L67 208ZM72 203V202H71ZM11 204H8L11 206ZM18 205V206H21V205ZM75 204H78L77 206ZM181 204H182V207H181ZM186 204V206H185ZM68 205V206H69ZM73 205H75L73 207ZM115 205V204H114ZM129 205V204H128ZM161 206V207H158V206ZM185 207H184V206ZM44 206L48 207V211L49 213H47V207L44 208ZM112 206H113V209H112ZM132 206V207H133ZM9 207V206H8ZM22 207V206H21ZM25 205H23V209H24ZM24 210L25 213H28L27 211L29 210V208L26 206ZM36 208V206L34 207ZM38 208V207H37ZM36 208V211L39 210L40 208L37 209ZM40 209V211H41ZM44 209H46V214H49L48 217H46L47 215H44L45 212H44ZM133 209V208H132ZM214 210L216 211V215L214 214ZM70 211V212H69ZM134 211V210H133ZM23 212V214H24ZM68 212V213H67ZM42 213L43 215L48 218V220L43 216H42ZM118 213V212H117ZM215 218H214V216ZM39 215L41 217V219L45 218L46 221L44 223V220H43V224L45 225V229L42 228L41 224L38 225V223H41V222H38L36 224V217L39 218ZM36 216V217H35ZM132 216V217H131ZM137 217H140L141 219L139 220V218L137 219ZM28 217H26L28 219ZM23 219V218H22ZM25 219V217H24ZM26 219V220H27ZM40 218L38 219L41 220ZM122 220L119 221V220ZM215 219V222L217 224V226H213V228L211 227L212 226V220ZM25 222H29L26 221ZM135 220V221H133ZM136 220H139V221H136ZM24 221V220H22ZM31 221V220H30ZM42 221V220H41ZM48 221L47 225H46V222ZM135 222V223H130V222ZM125 222V223H123ZM30 223V222H29ZM130 223V225H129ZM22 225V224H21ZM43 225V226H44ZM31 226V227H30ZM26 227V225H25ZM51 227V228H50ZM215 227V230H213ZM50 228V229H49ZM24 231L25 229L22 228ZM53 231V232H51ZM264 231V230H263ZM261 231V232H263ZM32 232V231H31ZM26 233V235L28 234ZM31 234V233H30ZM29 234V237H32L30 236ZM46 234L44 237H46ZM20 234H18L19 236ZM38 235V236H37ZM43 235V236H42ZM28 236V235H27ZM214 238V239H212ZM0 237H3V236H0ZM28 237V238H29ZM254 237V238H253ZM27 238V237H26ZM210 238V239H209ZM44 239V240H43ZM208 240V241H212V244L211 242L210 243H205V240ZM253 239H255L254 241H252ZM206 240V241H207ZM26 241V239H25ZM47 241H48V244H47ZM20 242V243H21ZM255 243V244H252ZM21 243V245H22ZM12 244V245H11ZM26 244H27V241H26ZM210 244V245H208ZM19 244V246H21ZM208 245V246H207ZM10 247V248H9ZM13 247V249H12ZM32 247V248H31ZM16 248V249H15ZM12 249V250H11ZM41 249V250H42ZM224 249V250H223ZM11 252H8L10 251ZM24 251V254H22ZM229 251V250H228ZM14 252H18V253H14ZM216 252V255H212V253H215ZM217 252L218 255H217ZM230 252V251H229ZM27 253V252H26ZM234 253V250L232 252V254ZM15 254H18L15 255ZM24 255V257L22 255ZM229 254V255H228ZM21 256V257H20ZM217 256V258H216ZM214 257V258H212ZM22 258H24L25 260H23ZM27 258V257H26ZM253 258V259H254ZM24 261H22V260ZM27 260H30V263L29 261ZM213 260V261H212ZM251 261V260H250ZM260 261H256L257 264L258 262L261 263ZM209 262V260L207 261ZM253 262V261H252ZM210 263V262H209ZM251 263V262H250ZM255 263V262H254ZM264 263V262H263ZM262 263V264H263ZM252 264V263H251Z\"/></svg>",
    "mask_w": 264,
    "mask_h": 264
},
{
    "label": "rangeland",
    "instance_id": "obj_2",
    "mask_svg": "<svg viewBox=\"0 0 264 264\" xmlns=\"http://www.w3.org/2000/svg\"><path fill=\"white\" fill-rule=\"evenodd\" d=\"M44 1H46V0H0V49H1V50H0V52H1V54H0V56H1V58H0V236H3V237H0V240H1V238H4V239H7L6 242L8 241V243L13 242L12 244L17 243L16 241H19V240H20L17 244H15V245H18L17 247L20 248V249H17L19 252L22 251V250H21L22 248H24V247H22L24 243H25V245H26V246H25V248H26V247H29L30 245L34 244L35 241H36L38 238H39V240H42V237H41V239H40V237H37V239H36V235H34L35 240L33 241V239H34L33 236H32V235H33L32 233H33V231H34V226H33L34 224H33V223H35V222H32V221H34V220H32V219H34V218H32V219L30 218V219H29V217L31 216V215H30V212L32 211V210L30 211L31 208L34 209V210L31 212L32 214L34 213V211L37 213V214L34 213V214H33V217H34L35 214H36L37 217H38V214H39L40 212H42V209H41V208L43 207V205H40V204L38 203V202H40V200L37 202V199H38L37 196H38V195H37V196L35 195V194H36L35 192L38 191V188H37V189H36V188H33V186H35V183L38 184V181H39V182H41V183L38 184V185H43V186H44V184H45V186H46V188H47V189H46V188L40 186V187H39V188H40L39 191H41V188H42V189L44 188V189H46V191L48 192V189H49V190H50V189L52 190L51 187H53V186H54V187H53V189H54L55 186L57 185V183H58L59 185H60V184L62 185V182H60V181H61V180H60V179H61L60 177H59V178H60V179H59L60 181L57 182V181H58V178H57V177H58V175L60 176V174H59V173H60V169H59L60 166L58 167V166H57V162L55 163V161H56V157H57V155H59L60 152L63 150V147H62V143H63V142H61L60 139H61V136H63L64 134L61 133L62 131H61V132L58 131L60 128L63 127V125H62V123H60V120H58V119H59V115H57V112L55 113V111L57 110V108L54 106L55 103H48L49 101H52V100H53V99H52L53 97H51V100H50V98H49L50 96H52L53 94L56 96V94H55L56 92H54V91H55V90H54V87H53V89L51 88L53 91L50 89V90L52 91V94H51V91H50V90H49V92L47 91V90L49 89V87H52L51 85H54V80L52 81L51 85H50V83H49L50 86L47 87V86H46V85L48 84L47 81L49 80L48 78H50V77H48V76H50V75L46 76V77H48V78H47L48 80H46V78L43 77L42 75H43V73H44V75H46V74H50V72L52 71V72H51V76H52V75H54V74L57 72L56 69L60 66V65H59V62H61V61L58 62V60L66 59V58H62V56H61V54H63V55L65 56V54H64V50H63V53L60 54V52H62V48L64 49V47L62 46L61 42L64 40L63 42L66 43V42L68 41V39H69L68 42H69V43L71 42V45H74V46H75V43H76V46L72 49V50H73L72 52H74V50L77 48V46L79 47V45H77V43H78V42H77L78 39H77V41L75 42V37H76V35L78 34L79 29H81L82 27H83V29H85V27H86V26H84V24H85V20H84L83 18H81V19H83L84 21H83V20H80V19H77V18H80L81 16L78 17L79 15H76V14H75V15L77 16V17L75 16L76 21L79 20V21L84 22V23H81V24H83L82 27H81V26L79 27V25H77V24L79 23V21H78V22H75L74 19H73V21H74L75 23H77V24H75V25L72 24L73 21H66L67 23H68V22L70 23V24L68 23V24L70 25V26H69L70 28L67 27L68 29H65V27H66V26H64L65 22H60V23H58V25L61 24V23H64V24H62L64 30H63L62 27H61V28H62V30H63V34L66 36L67 41H66V39H64V38H63V39L61 38V37L64 36V35H60V34H59V35H60V38L62 39L61 42H60V40H59V42H60V44H61L60 46H62V47H61V50L58 49V48H59V47H58V48H56L57 50H56V49L54 50V48H53L50 52L48 51V52H49L48 54H50V55H54V54H55V55H56L57 53H56L55 51H58V50H59V51H60V52H59L60 56H59V54L57 55V56H59V59L56 60L58 57H57V56L55 57V55L53 56L55 59L52 58V57L48 58V59H51V58H52L51 60H49V62L51 63V65H50V64L48 65L49 62L46 63V61H48V59L45 60L46 57L44 56V55H48V54H46V51H47V50H44V47H45V49H48V48H49V46H48L49 43L47 44V41L49 42V41H50L49 39H51L52 36H51V37H47V39L44 38V39H46L47 41H46V43H45V40H44V42L42 43V42H41L42 40L40 41V39H39V40H38V39H35V37H36V38H39V36H41V34H40V32H39V35H38V37H37V36H36L37 33H35V31L37 32V31H38L37 29H40L41 32L45 34V32L48 31V28H50L49 30L51 31V28H52L51 25H53V24L56 25L57 22H59L61 19L59 18V19H60V20H59L58 17H57V19L54 18V16L56 17L55 14H57V13H53L54 15H53V18H51V19L48 18L49 16H45V17L48 18V19L46 18L47 20H46L45 18L43 19V17H44V13L46 14L47 11H44V13L41 15V16H43L42 18H41L40 16H38V14L40 15V14L43 12V10H46V9H45L46 6L43 7V8L41 7V10H42V11H41V12H40V11H37V12H39L38 14L35 13V12H36V11H35L36 6H37V5H42V6H43V5H44V4H43ZM49 1H50V0H49ZM52 1H53V0H52ZM52 1H51V2L46 1V2H48V4H49V3L52 4L53 2H54V3L56 2V1H53V2H52ZM57 1L60 2L59 4H65V3H67V0H63L62 3H61V1H59V0H57ZM68 1H69V0H68ZM140 1H141V0H140ZM140 1H139V2H140ZM142 1H143V0H142ZM144 1H145V0H144ZM144 1H143V2H140V3L142 4V3H144ZM149 1H150V0H149ZM149 1L147 0L146 3L149 2ZM199 1L202 2V1H204V0H199ZM210 1H212V3H213L215 0H214V1H213V0H210ZM217 1H218V0H217ZM221 1H222V3L220 2V0L218 1V3L220 2L221 5H223L222 7H220V5H219V8H218V6H217V8L219 9V11H220V8H223V9H224L223 12H224L225 9H226L227 11H225V12L228 13L229 10L232 9V11H230L231 13H230V12H229V13H230V14H232V13L234 14L236 9H237V10L240 9L238 3L236 2L237 0H236V1H235V0H221ZM251 1H253V0H250V3L252 4ZM257 1H259V0H257ZM257 1L255 0V1L253 2V5H251V4L249 3V6H250V5L253 6V7H250V8L252 9V10L250 9V13H251V12H254L253 10H255V11H257V12H258V10H259V13H262V11L260 12V8H259V7H258L259 9H258V8H257V9L255 8V7H256L255 5H257V6L259 5V6H260V4H257V3H256ZM46 2H45V3H46ZM63 2H64V3H63ZM150 2H151V1H150ZM201 2H200V5L203 4V3H204V5L206 4L205 2H202V3H201ZM239 2H240V0H239ZM54 3H53V5H54ZM56 3H57V2H56ZM210 3H211V2H210ZM212 3H211V4H212ZM215 3H216V1H215L213 4H215ZM218 3H216V4L218 5ZM258 3H259V2H258ZM48 4H47V5H48ZM50 4H49V5H50ZM207 4H209V3H207ZM211 4H209V5H211ZM216 4H215V5H216ZM239 4H240V3H239ZM53 5H51V6H53ZM55 5H56V4H55ZM144 5H145V3H144ZM149 5H150V3H149ZM149 5H148V3H147V7H148ZM204 5H203V7H201V6H200V7H197V10H198L199 8H200L199 10H201V8H202V9H204V14H205V16L207 15L206 20H205V18L203 19V17H205V16H203V15L201 14V12L198 10L199 13H200V15H202L201 17H202L203 20H201V21L206 22V23L203 22L204 27H205L204 29H203V27H202L203 24H201V25H202V26H201V29H203V30H201V32H203V31L206 29L207 31H206V30L204 31V33H205L204 35H206V34L208 35V33L210 32V30H208V29H210V28H207L206 25H207L208 23H209V25H207V26H210L211 24L213 25V23H211V20H212V19H213V20L215 19V16H214V13H213V8H215L216 6H215V7H214L213 5L210 6V11H209V8H208L209 5L206 6V8H208V10H207L206 8H204V7H205ZM37 7H38V6H37ZM48 7H50V6H47V8H48ZM143 7H146V6H143ZM211 7H212V11H211ZM240 7H241V6H240ZM38 8H40V7H38ZM51 8H52V7H50L49 9H51ZM66 8L68 9V7H66ZM69 8H71V7H69ZM128 8H129V7H128ZM128 8H126V9L128 10ZM179 8H180V6L178 7V9H179ZM32 9H34L35 12H34V11H31ZM54 9H55V7H54ZM54 9H53V10L51 9L50 11H51V12H52V11H54V12H58V11H61V10H62V9H61V10H59V9H58V10H57V9L54 10ZM36 10H38V9H36ZM47 10H48V9H47ZM127 10H126V12H124L125 16L128 15V16H129L128 18H133L134 21H132V23H131L130 20H129L127 17H126V19L123 17L124 20H125V21L123 20L124 23L126 22V23L128 24V23L130 22L132 25L137 24V20H138V18H139V17H138V16H139V13H137V14H138V16H137V14H136V12H135L136 10H135V11H134V10L132 11V10H130V8H129L128 13H129V11H131V13H134V12H135V14H136V15H133V17H130L131 14L129 13V14H130V15H129V14L127 13ZM179 10H180V9H179ZM197 10H195V14L193 13L194 11L191 12V13L194 14V15H191L192 17L190 16L191 18L194 17L193 20H194V19L196 20V17H195V16H196V15H199V13L196 14V11H197ZM215 10H216V9H215ZM215 10H214V11H215ZM221 10H222V9H221ZM237 10H236V11H237ZM240 10H241V9H240ZM240 10H238V11L240 12ZM30 11H31V12H34L35 15H37L39 19H37V18L35 17V15L32 13V14L34 15V16H33V15L31 14ZM198 11H197V12H198ZM207 11L210 12V13H207V14H206ZM219 11H217V12H219ZM48 12H49V11H48ZM48 12H47V13H48ZM62 12H63V11H62ZM62 12H60V13H62ZM202 12H203V11H202ZM217 12H216V13H217ZM223 12H222V13H223ZM225 12H224V13H225ZM60 13H58V14H59V17H60V15H61V18H62L63 13H62V14H60ZM191 13H190V14H191ZM211 13L213 14L214 17H212ZM236 13H238V12H236ZM236 13H235L234 16H233V14H232V16L235 17L236 19H238V18H237L238 15H237ZM259 13H258V18H259L260 16H262V15H260ZM58 14H57V16H58ZM72 14H74V13H72ZM72 14H71V13H68V15H72ZM186 14L190 15L189 13H186ZM208 14H210V17H209V18H208V16H209ZM254 14L257 16L256 12H254L253 14H251V17L248 16V18H247V16L245 17V16L240 12L239 15H240V16L242 15V16H241L242 18L239 17V20H241V19H245V20H246V19H247V20H248V19H251V18H252V15H253V17H254ZM48 15H50V17H51L52 13H49ZM64 15H65V12H64ZM64 15H63V16H64ZM68 15H67V12H66V16L64 17L65 20H67L69 17H70L69 19L72 18V16H68ZM200 15H199L198 17H200ZM259 15H260V16H259ZM67 16H68V17H67ZM131 16H132V15H131ZM236 16H237V17H236ZM256 16H255V17H256ZM33 17H35V18H33ZM66 17H67V19H66ZM73 17H74V16H73ZM134 17H136V18L138 17V18L136 19V18H134ZM187 17H188V16H187ZM198 17H197V18H198ZM243 17H245V18H243ZM249 17H250V18H249ZM255 17H254V18H255ZM64 18H63V20H64ZM114 18H115V20H114ZM235 18H234V20H235ZM254 18L252 19V20H254V21H255V19H258L257 17H256L255 19H254ZM260 18H261V17H260ZM135 19H136V20H135ZM199 19H201V18H199ZM199 19L197 20V21H198V25L200 24V23H199V22H200ZM228 19H231V16H230V18L228 17ZM228 19H227V20H228ZM232 19H233V18H232ZM45 20H46V21H45ZM49 20H50V21L53 20V22H54V20H58V21H56V22H54V23H51V22H48ZM63 20H62V21H63ZM65 20H64V21H65ZM71 20H72V19H71ZM116 20H117V22H118V18L116 19V17H113V21H114V23L112 24V22H113V21H112L111 24H112L113 26H114V24H115L114 27H115V28H118L117 30H118L119 32H122L121 30H119V28L121 27V26L119 27V25H122V24H120L119 22H123V21L119 18V22H118L119 24L117 25V22L115 23ZM127 20H128V22H127ZM131 20H132V19H131ZM191 20H192V19H191ZM191 20H190V18H189V21H191ZM193 20H192V21H193ZM213 20H212V21H213ZM227 20H226V21H227ZM234 20H233V21H234ZM239 20H237V21L239 22ZM247 20H246V21H247ZM252 20H251V21H252ZM135 21H136V22H135ZM192 21H191L190 23H193ZM208 21H209V22H208ZM228 21H230V20H228ZM228 21L226 22L227 24L225 23V24L227 25V27H226L227 31H225L226 33H224V31H223V32H221V33H222V34L224 33V34H223V35H222V34L219 35V36H222L221 38H224V39H226V40L224 41V40H222V39L218 36V40L221 39V40L223 41V43L221 42V40L218 41V42H221L222 44H221V47L218 48V52H217V53H219V55L215 54V55H217V57L219 56L218 58L221 60V63L226 62V64H224V65H226V66H224L223 64H219V63H220V60H219L216 56H215V58L218 59V62H216L217 60H216L215 58L212 59V60H213V63H216V64H214V67H215L214 70H215L216 73H218L217 70H219L220 73H221V72H224V70H225V68H226L227 71H228V75H229V72L233 73V72H235L236 70H237L236 72H238V71L240 70V68H239L240 66L237 67V65H235L236 62H237L236 64H239L238 61H239L241 58H242L241 60L245 61L244 58H243V57H245V56H243L244 53H241V52L244 50V48H245V45H244V48H243V45H242V44H243V42H242V41H243V37H247V34H248V36H249L248 38H249L250 40H252L251 38L254 37V36H256V32H257V28H256V27H257V24H256V23H257V22H255L256 27H252L253 25H250V24H253V23H251L249 20H248V21L250 22V24L248 23V21H247V23H245L246 21L241 20V21H243V22L245 23V24H242V25H244V26L239 25V24H241V23H237L236 20H235L234 22H232V20H231V22H229V23H228ZM241 21H240V22H241ZM256 21H257V20H256ZM74 22H73V23H74ZM134 22H135V23H134ZM195 22H196V21H194V23H195ZM252 22H253V21H252ZM130 23H129V25H127L129 28H126V29H129V31H130V28H131V27H130ZM133 23H134V24H133ZM194 23H193V24H194ZM68 24H66V25L68 26ZM79 24H80V23H79ZM81 24H80V25H81ZM193 24H190L191 26H189V24H188V27H189V28H184V30H182V31H186V29H188V30L191 29L190 27H193ZM248 24H249V25H248ZM71 25H72V26H71ZM116 25H117V27H116ZM212 25H211V27H212ZM226 25H225V26H226ZM245 25H247L246 28H245ZM23 26H24V28H25V27H26V28H27V27H28V28H31V29H28V28H27V31H30L32 35H29V34L26 35V34H25V35L28 37V40H26L27 37H25V40H24V36H25V35L22 34L23 37H19V36H18L19 34H17V31H21V32H23V33L25 32V30H23ZM59 26H61V25H59ZM123 26H124V27L121 28V29H122V30H123V29L126 30V29H125V25H123ZM127 26H126V27H127ZM135 26H136V25H135ZM135 26H133V27H135ZM238 26H241L242 28H244V31H245V34H243L244 36L241 34L242 32H239V31H241V30L243 31V29L240 28L241 30H239V27H238ZM254 26H255V25H254ZM45 27H48V28H45ZM53 27H55V28L53 29L54 31H52L53 33H54L55 31H56V32H57V31L59 32V30H60L59 27H56V26H53ZM114 27H113V28H114ZM133 27L131 28L132 30L134 29ZM237 27H238V28H237ZM26 28H25V29H26ZM41 28H43V30L45 29L46 31L43 32V30H42ZM56 28H58V29L56 30ZM113 28H112V29H113ZM179 28H180V27H179ZM236 28H237L239 31H238ZM252 28H253V29L255 28V29H254L255 32L253 31ZM83 29H81L80 32L83 31ZM135 29H136V27H135ZM135 29H134V30H135ZM192 29H193V28H192ZM226 29H225V30H226ZM22 30H23V31H22ZM117 30H116V31L113 30V31H114V32H118ZM124 30H123V31H124ZM134 30H133V31H134ZM175 30L178 32L179 29H175ZM188 30H187V31H188ZM127 31H128V30H127ZM129 31H128V32H129ZM133 31H132V32H133ZM187 31H186V32H187ZM190 31H191V30H190ZM21 32H19V33L21 34ZM114 32H113V34H114ZM128 32H127V33H128ZM179 32H180V31H179ZM188 32H189V31H188ZM188 32H187V34H191V33H188ZM25 33H27V32H25ZM60 33H61V32H60ZM81 33H82V32H81ZM81 33H80V34H81ZM123 33H125V32H123ZM183 33H184V32H183ZM243 33H244V32H243ZM16 34H17V35H16ZM44 34H43V35H44ZM46 34H47V32H46ZM185 34H186V33H185ZM196 34H197V33H196ZM202 34H203V33H202ZM202 34H200V35H202ZM254 34H255V35H254ZM3 35H4V36H3ZM47 35H48V34H47ZM47 35H46V36H47ZM49 35H51V34H49ZM56 35H57V34H56ZM56 35L53 34V36H56ZM117 35L119 36V35H121V33H120V34L118 33ZM122 35H123V34H122ZM122 35H121V36H122ZM198 35H199V32H198ZM198 35H197V36H198ZM200 35H199V36H200ZM204 35H202V36L205 38ZM245 35H246V36H245ZM15 36H17V37H15ZM78 36H79V35H77V38H78ZM118 36H117V37H118ZM199 36H198V37H199ZM44 37H45V35H44ZM57 37H59V36L57 35V36L55 37V39L58 40L59 38H57ZM198 37H197V38H198ZM16 38H21V39H20L21 41L18 42L17 40H19V39H16ZM22 38H23V39H22ZM41 38H43V37H41ZM48 38H49V39H48ZM200 38H201V37H199V40H197L198 42L201 41ZM248 38H246V40H247ZM254 38H255V37H254ZM256 38H257V36H256ZM256 38H255V39H256ZM52 39H53V37H52ZM241 39H242V41H241ZM255 39H254V40H255ZM35 40H36V42H34ZM37 40H38L39 43L37 42ZM204 40L206 41V38H205ZM244 40H245V39H244ZM250 40H248V41H250ZM197 41H196V44H194V45H195V48H196V47H197V48H202L201 50H204L205 48H207V45H208V44H207V42H204L203 39H202L201 42H204L206 46H201V45H203L204 43H201V42H200V43H197ZM255 41H256V42H255ZM255 41H252V42H253L252 44H255V47H256V46H257V44H256V43H257V39H256ZM40 42H41V44L43 45V50H44V51H43V54L40 52V51L42 50L41 48H38V49H37L38 45H39L40 47H42V45L40 44ZM50 42H51V41H50ZM53 42L55 43L54 45L58 44V43H57L58 41H57V42L53 41ZM53 42H52V43H53ZM68 42H67V43H68ZM244 42H245V41H244ZM250 42H251V41H250ZM254 42H255V43H254ZM35 43H36V44H35ZM37 43H38V44H37ZM52 43H51V44H52ZM73 43H74V44H73ZM44 44H47V45L44 46ZM51 44H50V46H53V45H51ZM63 44H64V43H63ZM78 44H79V43H78ZM197 44H200L199 47L197 46ZM244 44H245V43H244ZM65 45H66V44H65ZM65 45H64V46H65ZM179 45H180V44H179ZM179 45H178V46H179ZM56 46H57V45H56ZM58 46H59V44H58ZM66 46H67V45H66ZM66 46H65V49H66ZM200 46H201V47H200ZM46 47H48V48H46ZM53 47H54V46H53ZM69 47H71V46H69ZM192 47H193V46H192ZM50 48H51V47H50ZM178 48H179V51L177 50L178 55H177V54H176L177 56L175 55V57H176V60H175V61H178V62H179V61L181 60L179 57H182V59H183V58H184L183 56H185V54L188 55V53H186V52L184 53V52L182 51L181 53H184L183 56H182V55L180 54V51H181V50H180V47H178ZM178 48H177V49H178ZM220 48H222V50H221L222 53L219 52V49H220ZM242 48H243V49H242ZM67 49H68V46H67ZM70 49H71V48L68 49V52H69ZM193 49H194V47H193ZM48 50H49V49H48ZM191 50H192V48H191ZM199 50H200V49H198L197 51H196V50H195V51L192 50L193 52L191 51L190 54H191V53L194 54V52L197 53ZM241 50H242V51H241ZM23 51H24V54H23L24 56H25V53H28V55H30L29 53H31V54L33 55V53H38V51H39V52L42 54V59H43V56L45 57V58H44V61H42L41 56L38 57V56H31V55H30L31 57H28V58H27L28 55L26 54L27 56H25V58H24V61L28 62V61H27L28 59H31V60H32L33 57H34V59L32 60V61L34 62V65H31V64H32V63H31L32 61L30 60V61H31V62L29 61V62L31 63V64H30V70H29V68H28L29 71H31V68H32L31 74H30V72H29V73H28V76H29V74H30V75L32 76L33 80H32L31 77H30V78L28 77L29 80L26 79V77H24V78L26 79V83H27V85H28V83H29V85H31V83H32L31 86H29V85L26 86L25 82L23 83L24 78H23V80H21L22 77L25 76V74H27V70H26L27 68H26V66L29 67L28 65L24 66V65H25V62L23 63V66H20V65H21V62H22V60H23V59H22V60L20 59V57H21ZM52 51H54L55 53L52 52ZM66 51H67V50H66ZM70 51H71V50H70ZM235 51H236V55H235ZM238 51H239V53L241 54V56H240V54H239L240 57L237 56V55H238ZM51 52H52V53H51ZM68 52H67V53L65 52V53H66V57L68 56L67 59L65 60V62H66L65 64H67V63L69 62V61L67 62L68 59H69L70 61H72L71 58H72L73 55H74V53H73V55L70 56L71 53L69 52V54H68ZM200 52H202V51H199V53H197V54H199V55H197L198 57L200 56ZM243 52H244V51H243ZM44 53H45V54H44ZM41 54H40V55H41ZM67 54H68V55H67ZM179 54H180V56H179ZM190 54L188 55V56H190V59H192V58L194 59V56H196V55H193L192 58H191V55H190ZM220 54H221V55H220ZM35 55H36V54H35ZM37 55H39V54H37ZM50 55H49V56H50ZM125 55H126V54H125ZM125 55H124V56L121 55V56H123V58L121 57V60L123 59L124 62L121 61V60H119V58H117V60H119V62L121 61V64H122V62H123V63H126V62H125V61H126V58H125L126 56H127L129 59H131L129 55H126V56H125ZM213 55H214V54H213ZM213 55H212V56L210 55L209 57L212 58V57H214ZM49 56H47V57H49ZM242 56H243V57H242ZM22 57H23V56H22ZM35 57H36V59L39 58V59L42 61V62H41V61L38 59L39 62L43 63V65L46 63L49 67H51L50 70L48 69L49 67H45V68H47L46 70H48V71H46L45 68H44L43 66L40 65V66H41L40 68H43V69L45 70V72H47L46 74H45V72H43L44 70L42 71V70H40V68L38 67L40 63H39V64L37 63L38 66H35L36 62H38V61L35 60ZM119 57H120V56H119ZM209 57H208V58H209ZM235 57L237 58V61L235 60V59H236ZM128 58H127V60H128ZM177 58H179V60H178ZM211 58H209V59H211ZM222 58L224 59V61H222V60H223ZM238 58H240V59H238ZM124 59H125V60H124ZM197 59H198V58H197ZM197 59L195 58L196 61H197ZM131 60H132V61H130V62L132 63V66H134L133 64H135L136 67H135V66H134V67H131V66L128 64V63H129L128 61H127V63H126V64H128V67H127V65H126V66H125V65H121V64L119 63L118 65H120V66H118V70H121V71H122V72H120L122 75L120 74L121 76H118V75H119V74H118L119 71L116 69V66H117L116 63H118V61H115V63H114V61L111 59L110 61H113V63H114V68H113V63H112V64H109L110 66H112V67H111L112 70H111V68H110V69L108 68V70H110V72L108 71V72H109V73H108V72L106 71V72H107V75H106V76H108V74H109L108 78H107L106 76H104V74H103V76H104L105 79H103V81H101V80H102L101 78H103V77L101 76V77H100V79H101L100 81H101L102 83L104 82V84H102V83L99 81L98 84L100 83V84H102V85H101L100 87L97 85L99 88H98V89L96 88L97 90L95 89L97 92L94 91V92H96L95 95H96V96H99V98L95 96V97H96V98H95V101L97 100L96 103H98V106L100 105V104H99V103H100V99L103 98L102 95L105 96V99H106V98L109 99L108 102L110 103V106H111V107L109 106V107L111 108V109H109V110H111V114H112L113 118H112L111 114L108 115V113H109L110 111H106L107 114H106V112H103V110L105 111V110L107 109V108L105 109V108H103V107H104L105 105L108 107V104H109V103L107 104V102L104 103V102H105V101H104V100H105L104 98H103V100H102L103 102L101 103V104H102V107H101V105H100V107H97V108H100V109L103 108L102 111H101L100 109H99L100 111H97L96 107H94L93 109H90V108H89V110H91V111H88V110L86 111L87 113L89 112V114H90L91 112H92V113H95L96 111H97V114H99L100 112H102V113H104V115H103L102 113H100L101 116H105V114L108 115V116H106L107 118L104 117V118H106V120L104 119V121H105V122L108 121L107 119L109 118V116H111V118H112L111 122L108 121L109 123L104 124V123H103L104 121H103V122L101 121L103 117L100 116L101 119H99L100 117H98V119L96 118L97 120H96V119H95V120H96L98 123H99V121H100V123H101V125L99 124V126H98V127H100V128H99V129H100V132H99V131H98V130H99L98 128H96V129H98L97 131H96V129H95V127H97V126H96V125H97L96 121H94V123H96L95 127L92 126V125H94L93 122H92V123L89 122V123H91L90 126H89V123H88L89 115L86 114V117L88 118V120L86 119L85 114H83L84 117L81 115V117H83V119L80 117L81 120H80L78 123H80V122L83 121V120H84V121L87 120L86 122L88 123V125L86 124V127H87V126H88L87 128H89V127L93 128V127H94L93 130H95V133H96V132L99 133V134H98V133L95 134L94 132H92L93 130H92L91 128H89V129H91V130H89V131H91L92 134H90V136H88V137H89V138L92 137V138H91V139H92V143L98 140L99 137H97V136H100V138H102V139H100V140H103L105 137L107 138V136H110V137H108L107 139H109V140H111V142H113L111 137H113V136H114V137H117V135H113V136H112L111 133H114V132H113V129H114V128H117V129H115V130H118L119 128H123V127H119V123H120L121 121H123V120H124V121H123L124 124H123V122H122V125H124V128L127 127V126H126V123H125V120H126V122H127V120H129V118H128V119H123V116H124L126 110L130 109L129 107H130L131 105H133V106L135 107V110L137 109V103H134V104H130V103H131L133 100H136V97H137L138 95H136V97H134L135 99H132V97H133V95L135 96V94H139L138 92H139L141 89H142V91H143V90L145 89L146 85H145L144 82H143L144 85H145L144 87H143V84H140V83L143 81V78H142V77H143V72L141 73L142 70L140 71V69H141V67H142L141 65H140L139 71H140L142 77L140 76V74L137 75L138 78H137L136 76L133 77V76H134V75H133V72H132L131 69H129V67L132 68L134 72L136 71V72L139 73V71H138V69H137V67L139 66V64H137L136 62H134L133 59H131ZM195 60H194V61H191V63H192V62L195 63V62H196ZM212 60L209 61V64H210V62H212ZM215 60H216V61H215ZM241 60H240V61H241ZM35 61H36V62H35ZM52 61H53V63H54V61H55V63L58 64V67H57V66L55 65V63H54V67L56 68L55 70L52 68V66H53ZM56 61H57V62H56ZM169 61H170L169 63L173 62V60H169ZM63 62H64V61H63ZM178 62H175L174 65H176ZM183 62H184V61H183ZM197 62H198V61H197ZM197 62H196V64H195L196 67H194V68L191 69V70H190V69H188V70H189V71H192V70H193L192 72H194L195 75H194L192 72H191V74L194 75V78H192L193 76H192L191 74H190V77L192 76L191 79H194L195 82L199 80V81H198V83H199L201 78L198 79V80H196V78H195V77H197V78L199 77V74H197V73L200 71V69H199L200 67L197 66V64L199 65V63H197ZM17 63H20V65L18 64L19 67L17 66ZM70 63H71V62H69V64H70ZM109 63H111V62H109ZM131 63H130V64H131ZM181 63H182V62H181ZM191 63H190V64H191ZM217 63H218V64H217ZM26 64H27V63H26ZM63 64H64V63H63ZM63 64H62L60 67L64 69V65H65V64H64V65H63ZM115 64H116V66H115ZM136 64H137L138 66H137ZM171 64H172L171 68L169 67L170 64H169V66H168L170 69H168V67H167V68L165 67V69L169 70V72H170L171 69H173V70H178V73H177L178 76H177V74L175 73V72H177V71H175V72L172 71V72H174V75H173V76L176 75V77H175V80H176V81L174 80V81H175L174 84L176 85V83H177L178 81L181 82V78H180L181 76L179 75V71H180V69H178V67H179V66H180V67L182 66V68H183V66H184L185 64H184V63L181 64V65L177 64V65H178L177 69H174V68H176V67L173 68V66H174L173 63H171ZM240 64H241V62H240ZM240 64H239V65H240ZM242 64H244V63H242ZM242 64H241V65H242ZM47 65H45V66H47ZM177 65H176V66H177ZM221 65H222V66H221ZM67 66H68V64L65 66V68H66ZM110 66H106V67H110ZM121 66H125L124 69H126V67H127V69H126L125 71H127V70H128V71H127V72H125V71L123 72L124 69H122L123 67L121 68ZM166 66H167V65H166ZM190 66L192 67L193 65H190ZM190 66H188V67L190 68ZM219 66H221V69H219V68H220ZM223 66H224L225 68H223ZM22 67H25V70H26V71L24 70V72H26V73L20 71L21 74H22V73H24V74H22L23 76L21 75V76L19 77L20 73H17V69H18V68H21V69H22ZM34 67H35V68H34ZM37 67H38V68H37ZM60 67H59V72H60V74H61L62 71H61V68H60ZM119 67H120L121 69H119ZM33 68H34V70H36V69L39 70V74L42 76V77H41V80H40L38 83H36L37 80H38L37 76L40 77V75H37L38 72H35V71L33 70ZM134 68H136L137 70H134ZM210 68H213V67H212V66H209V67L207 68V70H206V73H207V74H210L209 77H211V75L213 76V78H214V76H216V77H217V78H216L217 80H216L215 78H214V79H215L217 82H216L214 79L211 80V78L208 77V83L211 81V83H209V85H211L212 82H213L215 88L217 87L218 91H221L222 93L225 92V91H223V89H221L222 87L225 88V87H224V86H225V83L223 82L222 79L220 80V81H222V82L219 81L220 77H222V75H223L224 73H223V74H222V73H221V74L219 73L220 75L217 74V75L219 76V77H218V76L216 75V73L214 72V70L211 71ZM222 68H223V69H222ZM236 68H237V69H236ZM21 69H20V70H21ZM105 69H106V68H105ZM105 69H104V70H105ZM115 69H116L118 72H114L113 74H114V75H115V73L118 74V75H117L118 78H117L116 76H115V77L113 76V77H112V78H113V81H115V80H114V78H115V79H116V81H115L116 84H115L114 82H111V85H110V86H112V83H113L115 86H114V87H113V86H112V87H109L110 81H109V82L107 81V83H109V84H106V85H107V86H106V85H105V83H106V82H105L106 78H107L108 80H110V79H109V78H111V75H110V74H111L112 71L115 70ZM142 69H143V67H142ZM183 69H184V68H183ZM216 69H217V70H216ZM234 69H235V70H234ZM238 69H239V70H238ZM37 70H36V71H37ZM57 70H58V69H57ZM106 70H107V69H106ZM116 70H115V71H116ZM167 70H165V71L163 70L164 75L166 74L165 72L169 73ZM185 70H186V69H184V71H185ZM197 70H198V72L196 73ZM220 70H221V71H220ZM33 71L36 73L37 76H35V73H34V75L32 74ZM40 71H42V74H41ZM49 71H50V72H49ZM129 71L132 72V73L130 74ZM182 71H183V70H182ZM209 71L212 72V74H211ZM18 72H19V71H18ZM48 72H49V73H48ZM54 72H55V73H54ZM106 72H105V74H106ZM136 72H135V73H136ZM180 72H181V71H180ZM208 72H209V73H208ZM225 72H226V71H225ZM236 72L234 73L235 75L237 74ZM52 73H53V74H52ZM103 73H104V72H103ZM125 73H126V74H125ZM135 73H134V74H135ZM189 73H190V72H189ZM226 73H227V72H226ZM238 73H239V72H238ZM113 74H112V75H113ZM136 74H137V73H136ZM136 74H135V75H136ZM169 74H170V73H169ZM171 74H173V73H171ZM200 74H201V73H200ZM55 75H56V74H55ZM57 75H58V72H57ZM166 75H167V74H166ZM166 75H165V77H164L163 74H162V76L165 78V79L162 78V81H163V79L166 81ZM196 75H197V76H196ZM235 75H233L235 79L233 78V76H232L231 74H230V76H229L230 79H232L233 82H234V80H235V81H238V80L241 78V77H240V78L238 79V78L236 77L237 75H236V76H235ZM26 76H27V75H26ZM171 76H172V75H171ZM171 76H170L169 78H170V81L173 82V80H171V79H173V78H172L173 76H172V77H171ZM207 76H208V75H207ZM239 76H241V75L238 74V77H239ZM35 77H36V78H35ZM55 77H56V76H55ZM178 77L180 78V80H179ZM200 77H201V76H200ZM231 77H232V78H231ZM51 78H52V77H51ZM51 78H50V80H49L50 82H51V80H52ZM53 78H54V77H53ZM139 78H141V80H140ZM169 78H168V75H167V79H168L167 82H170V81H169ZM218 78H219V79H218ZM222 78H223V77H222ZM236 78H237L238 80H237ZM34 79H35V80H34ZM39 79H40V78H39ZM43 79H45V82H46L47 84L43 81ZM191 79H190V80H191ZM27 80H28V82H27ZM111 80H112V79H111ZM177 80H178V81H177ZM194 80H193L192 82L189 81L190 84H193V85H194V86L189 85V86H188L189 89H191V86H192V88L195 87V88H194L195 90H196L198 87H200V83H201V82H200L199 84H198V83L195 84ZM213 80H214V81H213ZM240 80H241V79H240ZM29 81H30V82L32 81V82L30 83ZM34 81H35V82H34ZM41 81H43V82L45 83V85H44V84H41V83H40ZM140 81H141V82H140ZM124 82H125V83H126V82H129V83H128V84H129V87H130L131 85H133L132 87H135V88L137 89L138 92L135 91L136 93H134L132 90H135V88L132 89V87H131V89H130V88L128 87V84L126 83V85H125ZM171 82L168 83V84H171ZM238 82H239V81H238ZM163 83H165V82H163ZM220 83H223L224 86L221 87V86L217 85V84H220ZM239 83H242V82H239ZM239 83H238V86L236 85V82L233 83V86H232V84H231L232 87H234V85H236V88L234 87V90H233V88H231V90H233V92H234V91L236 92V91L239 90V88L241 87V84H240V86H239ZM100 84H99V85H100ZM130 84H131V85H130ZM197 84H198L199 86H196ZM213 84H212L211 86H213ZM178 85H179V87H181L182 89L184 88V87H182L183 83H182V85L179 84V83H177V85L175 86V88L178 87ZM221 85H222V84H221ZM34 86H35L37 89L34 88V89L32 90V88H33ZM44 86H45V89L47 88L46 93H47V92L50 93V95H48V93H47V94H44V91H45V90L43 89L44 91H43L42 94H43L44 96H46V97L49 96V97H48V98H49V99H48V100H49L48 102H45L46 100H45V101L43 100L45 97L43 98L42 94H41V95L38 94V95H39V97H38V95H37L36 93H34V92L31 93L32 91H35V89H36V90L39 89L38 91H40V88H44ZM97 86H96V87H97ZM102 86H103V87H102ZM105 86H106V88H105ZM183 86H184V85H183ZM214 86H213V87H214ZM218 86H219V88H218ZM27 87H29V88H31V89L28 90ZM107 87H109V90H108L109 93H108V91L106 92V93H108V94H106L105 92H103V91H106L105 89H108ZM185 87H186V86H185ZM220 87H221V88H220ZM101 88H103L104 90H103V89L101 90ZM126 88H127V89L129 88V89L127 90ZM237 88H238V89H237ZM262 88L264 89V86H263V87H260V89L262 90V93H261V91H259V92H260L259 94H260V98H261V101H262V108H263V111H264V107H263V106H264V90H263ZM189 89H188V92L186 93L187 95H188V93H190V94H191V92L193 93V91L195 92L194 89H191V90H189ZM199 89H200V88H199ZM220 89H221V90H220ZM226 89H227V88H225L224 90H226ZM236 89H237V90H236ZM41 90H42V89H41ZM99 90H100V91H99ZM126 90H127V91H126ZM130 90H131V91H130ZM176 90H179V88L176 89ZM184 90H185V88L183 89V91H184ZM186 90H187V89H186ZM186 90H185V92H186ZM227 90H228V92H225V94L227 93V94H229L230 96H232V95L235 96V94L237 93V92H236V93L234 94L231 90H229V89H227ZM28 91H30L29 93H31V94L28 93L29 95H33V94L37 95L36 98L30 96L32 99L35 98L34 100H37L38 98L40 99V96H42L43 99H41V101H40V100H38V101H40L41 103H42V101H44L43 103H44V105H45V103H46V105H45L46 108L49 109L50 106L55 107V109H56L55 111L51 110V108L49 109L50 111H49V110H45L44 108H43V109L47 112V114H48L47 117H51V115H50L49 112L52 111L53 114L55 113V114L58 116V119H57V116L55 117V115H54L53 117H51V119L53 118L52 121L54 120L55 122L58 120V121H59V122H57V123H58V126H59V123H60V124L62 125V127L59 126V127L57 128V129H58V130H57V129L55 128L57 124L53 121L56 125H54L53 122H52V124H53V125H52V124H51V119H50V118L47 119L45 113H44V114H45L46 119H45V117L43 118V116H44V115H43V110L40 111V112H42V113H41L42 115H40V112H39L38 110L34 111V110H32L31 107H30V109H31L33 112H36V113L33 114V112L31 111V112H32L31 114H33V115H31L30 112L28 111V110H30V109H28V110L25 109V108H28V106H25V108H24V103L26 102V100H22V99H24V97L26 96L25 93L28 92ZM38 91H35V92H38ZM129 91H130V92H133V93H131V96H132V97H130V94H128ZM183 91H182V92H183ZM189 91H191V92H189ZM230 91H231V92H230ZM41 92H42V91H41ZM99 92H100L101 96H100V94H98ZM102 92H103V94H102ZM177 92H179V91H177ZM180 92H181V91H180ZM182 92H181L180 94H182ZM185 92H183V95H184ZM221 92H219V94H220V95H223ZM229 92H230V93H229ZM39 93H40V92H39ZM195 93H196V92H195ZM197 93H198V92H197ZM231 93H233V94L231 95ZM97 94H98V95H97ZM180 94H179V95H180ZM225 94H224V95H225ZM262 94H263V95H262ZM24 95H25V96H24ZM29 95H28V99H29ZM106 95H108V97H106ZM141 95H142V93L140 94V96H138V97H139L138 100H141V99H140ZM183 95H181V96H183ZM191 95H192L191 97H190V95H189V96H186V98L188 97V98H187L188 100H186L185 98L183 99V100L188 101L187 103H186V101H182V102L180 101V102H179V105L182 104L183 102H184V104L186 103L187 105L182 104L183 109H184V108L186 109V107L188 106V108L190 107V108H189L190 111H188V108L186 109L187 111H186L185 109H184L185 111H184V110H183V111H184L185 113L187 112L188 114H189V112H190L189 115L191 116V118L193 119V117H194V120H195V119L197 120V117H196V116H199V115H200V114L198 115V113H200V110L198 109L199 107L197 108V105L195 106L196 103H195L194 101H192V100H193L192 97L194 96V94H191ZM22 96H23V97H22ZM20 97H21L22 99H21ZM183 97H185V95H184ZM31 98H30V99H31ZM18 99H19V100H22V101H25V102H22V101H21V102L23 103V105L21 104L20 107H19L20 104H18V103H20V101H18ZM30 99H29V101H30ZM46 99H47V98H46ZM98 99H99V100H98ZM129 99H131V102H130ZM190 99H191V100H190ZM262 99H263V100H262ZM31 101H32V100H31ZM31 101H30V102H31ZM54 101H55V99H54ZM27 102H28V101H27ZM27 102H26L25 104H27ZM52 102H53V101H52ZM137 102H138V101H137ZM193 102H194V103H193ZM43 103H42V104H43ZM96 103H95V104H96ZM103 103H104V106H103ZM132 103H133V102H132ZM139 103H140V102H138V106H139ZM37 104H38L37 106L40 105L39 107L43 106V105L40 104L39 102H38ZM48 104H49V107L47 106ZM51 104H52V105H51ZM135 104H136V105H135ZM188 104H189L190 106H189ZM17 106H18V109H19V108L21 109V107L24 108L26 112L22 109L23 111L18 112V114L16 115V114H15V111L17 110ZM45 106H44V107H45ZM94 106H96V105H94ZM106 106H105V107H106ZM180 106H181V105H180ZM182 106H181V108H182ZM185 106H186V107H185ZM53 107H52V109H53ZM91 107H92V106H91ZM134 107L131 106L132 109H133ZM139 108H140V107H139ZM139 108H138V109H139ZM192 108H193V109H192ZM195 108L198 109V110H195ZM20 109H19V110H20ZM94 109H96V111H94ZM19 110H18V111H19ZM92 110H93V111H92ZM107 110H108V109H107ZM37 111H38V114H39V115H37ZM45 111H44V112H45ZM48 111H49V112H48ZM130 111H131V109H130ZM133 111H134V110H133ZM138 111L141 112L140 109H139ZM24 112H25V113L28 112L29 115H30V117L28 116V113H27V115H26V114H24ZM86 112H85V113H86ZM128 112H129V111L126 112L127 114H125L124 118L126 117V115H129V114L131 113V112H130V113L128 114ZM140 112H139V114H140ZM20 113H22V114H20ZM92 113H91V114H92ZM133 113H134L135 115L130 114L131 117H133V116L135 117V116H136L137 110L134 111ZM192 113H193V114H192ZM51 114H52V113H51ZM53 114H52V115H53ZM97 114H95V115L97 116ZM160 114H162V115H160V116L162 117L164 113L161 112ZM191 114H192V115H191ZM15 115H16L17 117H16ZM19 115H22V116L25 115V117L28 116V118L26 117V119H25L24 116L22 117L23 119L21 118V121L23 120V123H25L26 126H24V124H22V126H21L20 123H22V122L20 121V123L18 122L20 126H17V127H19L20 129H19V128H18V129L16 128V129H17V131H16V129L14 130V128H15V125H16L17 122H16V123H14V122L17 121V120L20 118V117H18ZM49 115H50V116H49ZM130 115H129V116H130ZM40 116H42V118H41ZM96 116H95V117H96ZM137 116H138V114H137ZM156 116H157V115H156ZM156 116H155V117H156ZM12 117H13V118H12ZM14 117H15V118H14ZM39 117L41 118L40 121H42L43 124H44V122H46V120H48V121H47L48 123H45V124H44V126H46V124H49V125H47V127L45 128L46 130H45L44 128H42V127H43L42 124H40V122L38 121V120H39ZM54 117H55L56 120L54 119ZM120 117H122V118H120ZM134 117H133V118H134ZM161 117H160V120H161V122H163V121H162L163 119H162ZM17 118H18V119H17ZM84 118H85V119H84ZM163 118H166V117L164 116ZM191 118L189 117V120H191ZM14 119H16V120L14 121ZM117 119L119 120V123H118V124H115V123H117V122H116ZM122 119H123V120H122ZM130 119H132V118H130ZM157 119H158V116H157ZM166 119H167V118H166ZM166 119H164V122L167 123L168 120H166ZM98 120H99V121H98ZM198 120H200L199 117H198ZM18 121H19V120H18ZM37 121H38L39 123H38ZM43 121H44V122H43ZM158 121H159V120H158ZM191 121H193V120H191ZM191 121H190V122H191ZM27 122H29L28 125L26 124ZM34 122H36L35 124L38 123L37 125H38V127L40 128V131H39V128H38L37 126L35 127ZM76 122H77V121H76ZM76 122H75V124H76ZM86 122H85V123H86ZM129 122H130V121H129ZM129 122H127V123L129 124ZM159 122H160V121H159ZM164 122H163V123H164ZM199 122L201 123V120H200ZM12 123L15 124V125H13ZM83 123H84V122H83ZM83 123H80V125L83 124ZM85 123H84V124H85ZM166 123H165V124H166ZM195 123L198 124L197 121H196ZM195 123H194V127L197 125V124L195 125ZM200 123H199V124H200ZM29 124H30V125L32 124V126H33V124H34V128H35L34 130L37 131V129H38V131H37V132H38V135L35 134V133H37V132H35V131L33 130V127H31ZM39 124H40V126H42V127H40ZM75 124H74V125H75ZM120 124H121V123H120ZM167 124H169V123H167ZM167 124H166V125H167ZM188 124H189V122H188ZM201 124H202V123H201ZM201 124H200V126H199V125H197V126L201 127ZM11 125H12V126H11ZM17 125H18V124H17ZM76 125H77V124H76ZM80 125H77L78 128L80 127ZM115 125H116V126H115ZM122 125H121V126H122ZM8 126H9L10 128H11V127H14V128H11V129H12V130H11V129H9ZM114 126H115V127H114ZM117 126H118V127H117ZM188 126H191L190 128L192 129L193 124H190V125H188ZM197 126H196V127H197ZM21 127H22V128H21ZM28 127H31L32 129H31V128H28ZM48 127H49V128H50V127H51V128L53 127V130H55V131L53 132L54 134L57 133V131H58L60 134H63V135L60 136V139L58 140L59 146L62 147L61 149L59 148V146L56 145V143H57L56 139L51 138V137H54L55 135L58 136L59 134H58V133L55 134V135L53 134L54 136H52L51 131H53V130H50V131H49V128H48ZM113 127H114V128H113ZM199 127H197V128H193V129H194V130L196 129V131H197V129H198ZM47 128H48V129H47ZM54 128H55V129H54ZM74 128H75L74 130H76L77 127L75 126ZM128 128H129V127H128ZM128 128H127V130H128ZM204 128H205V126L203 125V127H201V129H200V128L198 129L200 132L203 130V132H202L201 135H200V132L198 131V133H199V134L197 133L198 137L195 136L196 133L193 134V135H194L193 137H195V138H193V137H192V138H193L194 140H196V141H197V140L199 141V138L201 139L202 136L204 137V138L202 137V139L200 140V141H202V142L199 141L200 144H199V146H197V148L201 147L202 143H203L205 140L208 139V138H207V137H208L207 134H206V135H203V134L205 133L204 131H206V130H204ZM42 129L45 130L44 133L41 134L42 136L45 135V134H46L45 132L48 130L49 133H51V135H50L51 137L48 136V133H47V136L45 135L44 138H42V141H40L41 139H40V140L38 139V140L40 141V142H39V141L36 140V139H37L36 137L39 136V137L41 138V135H39V133H40V132H43ZM62 129H64V127H63ZM62 129H60V130H62ZM191 129H190V130H191ZM193 129H192V130H193ZM205 129H206V128H205ZM41 130H42V131H41ZM56 130H57V131H56ZM77 130H78V129H77ZM77 130L75 131L74 135L76 134V132L79 131V130H78V131H77ZM115 130H114V131H115ZM127 130L124 129V131H126V132L128 133ZM120 131H121V130H120ZM191 132L193 133V132H195V131H191ZM191 132H190V134H192ZM89 133H90V132H89ZM115 133H116V131H115ZM115 133H114V134H115ZM118 133H119V130H118ZM122 133H123V130L120 132V134H122ZM94 134H95V135H94ZM116 134H117V133H116ZM120 134H119V135H120ZM35 135H36V136H35ZM76 135H77V134H76ZM83 135H84V134H83ZM83 135H80V136L78 137V139H79V138H82L81 136H83ZM86 135H87V134L84 135V138H83L82 140L86 139V138H85V137H87ZM88 135H89V134H88ZM92 135H93L94 137H97V138H95V139H97V140H95V139L93 138ZM119 135H118V136H119ZM123 135H124V134H122V137H123ZM199 135H200V137H199ZM57 136H56V138H59V136H58V137H57ZM77 136H78V135H77ZM77 136H74V138L77 137ZM190 136H192V135H190ZM39 137H38V138H39ZM45 137H46V138L48 137V138H47L48 140H47ZM63 137H64V136H63ZM63 137H62V138H63ZM119 137H120V136H119ZM119 137H117V138H118V141H116V140H114V139H113V140L116 141V143H118L119 145H121L120 143L122 142V140L119 139ZM125 137H126V135H125ZM205 137H206L207 139H205ZM49 138H50L51 140H50ZM117 138H115V139H117ZM120 138H121V137H120ZM123 138H124V137H123ZM123 138H122V139H123ZM45 139H46V140H45ZM76 139H77V138H76ZM76 139H75V145L80 146V143H81L82 141H80V139H79L80 143L77 144V143H76V142H77ZM93 139H94L95 141H93ZM43 140H44V141H43ZM52 140H53V141H52ZM88 140H90V139H88ZM88 140L86 139V142H87ZM104 140H106V139H104ZM104 140H103V141H104ZM119 140H120V142H119ZM123 140H125V138H124ZM203 140H204V141H203ZM54 141H55V142H54ZM62 141H63V139H62ZM79 141H78V142H79ZM103 141H102V142L99 141V143H101L100 146H102V145L104 144ZM198 141H197L196 144H198ZM60 142H61V144H60ZM89 142H90V143H89ZM89 142H87V143L82 142L83 144H82V146H80L81 149H82L83 146L85 147V145L87 146V144H89L88 147H89V146H90V147H89V148L86 147L87 150L90 149V151H93V150H92L93 146H92L91 140H90ZM104 142H105V141H104ZM107 142H108V141H107ZM107 142H105V144H106ZM109 142H110V141H109ZM111 142H110V144H112ZM58 143H57V144H58ZM96 143H98V141H97ZM99 143H98V145H99ZM102 143H103V144H102ZM206 143H207V142H206ZM90 144H91V145H90ZM110 144H109V145H110ZM113 144H114V142H113ZM113 144H112V145H113ZM118 144H117V145H118ZM180 144H182L183 146H182V145L180 146ZM204 144H205V142H204ZM204 144H203V145H204ZM93 145H94V148H95V143H93ZM96 145H97V144H96ZM98 145H97L96 147H98ZM107 145H108V144H107ZM107 145L104 146V150H103V151L100 149V148H102L103 146H102V147L99 146V147H98V151H100V153H98V154H96L98 151H97V152L95 151V153L92 154L90 151H87V150L85 149L86 153L88 152L87 154H89V156H90V157H89V156L87 157V154H86V158H89V159L91 160V161H90V160L88 159V161L91 162V166H90V163L87 162L88 165L91 167V168H90L91 170L88 169L89 171H88V170L86 171L85 169H87V166H85V169H84V168H83V167H84L83 165L78 164L79 166H81V168H83V171L81 170V173L84 172V174L82 173V176H81L80 178H78V174H79L78 172H80V169H79V171H78V170L75 171L77 168H76V167H73L74 170L72 169L73 172H71V173H72L71 176L75 175L76 172L78 173V174H76L77 178L79 179L78 182H75V181H76V180H74V178H76L75 176H74V178H73V181H74L76 184L78 183V186L76 185V187L79 188V189L77 188L79 191H78L77 189H75V190L78 191V193H77L78 195L82 196L83 198L85 197V199H87L86 197L94 198L95 200L97 199L98 202H99V200H100L101 198H104V197L107 198V197H108L107 200L110 198L109 201H110V202L113 201V202H112V203H113V206H114V207L116 206L115 209H113V206H112V209L114 210V211H112V212H115L116 209H117V212H118V213H117V212H116V213H113V215H114V214H117L118 216H120V218H122V220H125V222L128 223L132 218L134 219V218H135V215H137V213H138V212H137V208H134L135 206H133L134 204L136 205V202L134 201L133 197H131V196H132L131 194L129 195V193H128L127 191L124 192V191L122 190L123 192H121V193H125V195L128 194V197L130 196L131 199L135 202V203H133V201H131V202L133 203V205H132L133 207H132V206L130 205L131 202L129 201V200H131L130 197H129V198H128V197H125V195L122 194V195H124V198H122L121 194L119 193V192H120V189H119V190L117 189V188H120V187H117V186H116V187H117V188H116V187H115L116 184H112V183H116V182H112V183L110 184V182L113 181V180H110V179H112V178H109V174H111V177H113V178L115 177L114 180L116 181V179H117V180H119V179H118L115 175H120V174H122V173L120 172V174H114V175H112V170H113V169L110 170L109 168H110V167H113V165L110 164L111 160L113 161V159H112V158H111V160L109 159L110 161L105 159V158H108V155H107V154H108V151H111V150L113 151V149H115V148L117 149V147H119V146H117V145L114 144V147H115V146H117V147L113 148L112 145H111L112 147H110L109 145L107 146ZM203 145H202V147H203ZM80 147H78V148H80ZM84 147H83V148H84ZM105 147H107V148L110 147V148H112V149L109 150L110 148H108L107 151H106ZM177 147L180 148V149H177V150L179 151V153H180V150L183 151V149L185 148V146H184L183 143H179V145L177 144ZM183 147H184V148H183ZM57 148H59L60 151H59V149H57ZM78 148L76 147V149H78ZM94 148H93V149H94ZM181 148H182V149H181ZM205 148H206V146H204V149H205ZM102 149H103V148H102ZM116 149H115V150H116ZM119 149H120V148H119ZM204 149L202 148V150H200V148H199V150L201 151V152H199V154L201 153L202 156H201V154H200V155L198 154V156H201L200 159H201L202 161H206V162H204V163L207 164V162H209L208 160H210V156L207 155V156H208L207 160H206V157L204 158L205 160L203 159V155L206 156V153L208 154V152L205 151L206 149H205V150H204ZM15 150H16V151H15ZM56 150H58V153H59V154H57V155H56ZM82 150H84V149H82ZM82 150H81V152H82ZM94 150H97V149H94ZM199 150H198V151H199ZM76 151H77V150H76ZM76 151H75V153H76ZM105 151L107 152L106 154L104 153ZM116 151H117V150H116ZM182 151H181V152H182ZM202 151H203V153H204V152H206V153L203 154ZM14 152H16V153L18 152V154H14ZM78 152H79V149H78L77 153H78ZM83 152H84V151H83ZM83 152H82V153H83ZM93 152H94V151H93ZM61 153H62V152H61ZM77 153H76V154H77ZM82 153H80V154L82 155ZM103 153H104V155H105V157H104L105 160H104V161H108L109 164H110V165L108 164L107 167H104V168L107 169V172H106V169L103 168V164L106 165V162L104 163V161H103V164L100 163V162H102L101 159L103 160V158H102ZM109 153H110L109 155L113 156L115 152H109ZM111 153H112V154H111ZM78 154H79V153H78ZM90 154H91V155H90ZM95 154L97 155V157L95 156ZM39 155H42V157L40 158ZM83 155H84V154H83ZM83 155L81 156L82 158L80 157V159H83V158L85 157V156L83 157ZM93 155H94V156H93ZM53 156H56V157L54 158ZM106 156H107V157H106ZM115 156H116V154H115ZM74 157H75V155H74ZM75 158H76V160H74V161H75V162L77 161V163H78V160H80V159H78L79 156H78V158H77V155H76ZM75 158H74V159H75ZM92 158H93V159H92ZM113 158H114V157H113ZM92 160H93V161H92ZM74 161H73V162H74ZM80 161H81V160H80ZM80 161H79V162H80ZM83 161H86V159L84 158ZM108 162H107V163H108ZM80 163H81V162H80ZM87 163H86V164H87ZM116 163H118V162H116V159H115V162H114L113 164H116ZM119 163H120V162H119ZM210 163H211V160H210ZM210 163H209V165H210ZM82 164H83V163H82ZM86 164H84V165H86ZM206 164H205V165H206ZM58 165H59V163H58ZM74 165L76 166V163H74L73 166H74ZM120 165H121V164H118V165H116V166L118 167V166H120ZM207 165H208V164H207ZM82 166H83V167H82ZM89 166H88V167H89ZM108 166H110V167L108 168ZM114 166H115V165H114ZM116 166L114 167V169L117 168ZM77 167H78V166H77ZM120 167H121V166H120ZM120 167H118L119 170L121 169ZM208 167H209V166H208ZM57 168H58L59 170H58ZM79 168H80V167H79ZM118 168H117V169H118ZM18 170H19L20 172H18ZM57 170L59 171V173L57 172ZM108 170H110L111 173H110V171H109V174H108ZM16 171H17V172H16ZM74 171H75V172H74ZM85 171H86V172H85ZM120 171L123 172L122 169H121ZM113 172H114V170H113ZM116 172L119 173L118 170H115V173H116ZM8 173H10V175L13 174V175H12V176H13V179H9L11 176L9 177V176H8ZM11 173H12V174H11ZM16 173H17V174H16ZM18 173H20L21 177H23L25 180H24L23 178L20 179V176L18 175ZM74 173H75V174H74ZM17 175H18V176H17ZM5 176H8L9 178H7V177H5ZM14 176H15V178H14ZM18 177H19V178H18ZM40 177H41L42 180L39 179ZM119 177H120V176H119ZM11 178H12V177H11ZM16 178H18V179H20V180H18V179H16ZM77 178H76V179H77ZM14 179H15V180H14ZM205 179L208 180V177L205 178ZM16 180H17V181H16ZM109 180H110V181H109ZM18 181H19L20 183H19ZM22 181H24V182L27 181V182H25V184L27 183V185H26L27 187H24V188H22V189H19L20 187H22V186H20L21 183H24V182H22ZM43 181H44V182H43ZM208 181H210V180H208ZM42 182H43L44 184H42ZM74 182H73V183H74ZM117 182H119V181H117ZM210 182H211V181H210ZM210 182H209V183H210ZM16 183H17V184H16ZM18 183H19V184H18ZM206 183H208V182L206 181ZM212 183H213V182H212ZM212 183H211V184H212ZM25 184H22V185L24 186ZM119 184H120V182L117 183V185H118V186H121V184H120V185H119ZM211 184H210V185L207 184V185L209 186L208 188H209L210 190H211V187H212ZM17 185L19 186L18 188H17ZM61 185H60V186L57 185L56 188L58 189V188L62 187ZM212 185H213V184H212ZM36 186H37V185H36ZM36 186H35V187H36ZM74 186H75V185H74ZM48 187H50V188H48ZM76 187H75V188H76ZM56 188H55V190H54L55 192H56V190H57ZM121 188H122V186H121ZM44 189H43V190H44ZM212 189H213V187H212ZM20 190H22V191H20ZM34 190H37V191H34ZM43 190H42V191H43ZM81 190H82L83 192H82ZM84 190L87 191V194H88L89 196L86 194V192H85ZM124 190H125V189H124ZM33 191H34L35 194L33 193ZM39 191H38V192H39ZM54 191H50L49 194L52 192L51 194L53 195ZM44 192H45V190L43 191V193H44ZM75 192H76V191H75ZM79 192H80V193L82 192L83 194H86V196L83 195L82 193H81L82 195L79 194ZM84 192H85V193H84ZM177 192H178V191L173 192V193H174V194H175V193L178 194ZM180 192H182V191L180 190ZM173 193H171V194H173ZM45 194H46V193H45ZM51 194L48 195V193H47L46 195H48L47 197H50ZM74 194H76V193H73V195H74ZM77 194L75 195V197L77 198V199L75 198L76 200H78ZM171 194H170V195H171ZM176 194H175V195H176ZM188 194H189V193H188ZM188 194H187V195L185 194V195L188 196ZM73 195H72V196H73ZM102 195H103L104 197H101ZM175 195H174V196H175ZM185 195L183 194L184 198L186 197ZM16 196H18V197L20 198V201H22L21 199H24V201H26V199H28V203L26 202L27 204H25L24 201H23L24 204L20 202L21 204L25 205V207L27 206V207L29 208V210L27 211L28 213H25V212H24V211L27 210V208L24 207V209H26V210H24V209L22 208L23 205H21L20 203H19V204H20L22 207H21V206H18L19 204H17V203H16L17 206H16L15 204H14V206H12L13 203H14L13 200H17V199H16ZM20 196H21V197H20ZM35 196H36V197H35ZM80 196H79V198H80ZM126 196H127V195H126ZM171 196H172V195H171ZM82 197H81L80 199H83ZM99 197H101V198L98 199ZM172 197H173V196H172ZM262 197L264 198L263 195H262ZM14 198H15V199H14ZM19 198H18V200H19ZM34 198H36V202H35V203H36V204H39V206L34 205L33 203H32L33 205L31 204V201H35ZM71 198L74 199V196L71 197ZM125 198H126V199H125ZM33 199H34V200H33ZM73 199H71V200H73ZM75 199H74V201H71L72 203L69 201V204H74V203H75ZM80 199H79L78 203L81 202V201H83V200L80 201ZM85 199H84V200H85ZM104 199H105V198H104ZM127 199H129V200H127ZM95 200L93 201L92 199H91V200L88 199L89 202H90V201H91V202L93 201V202L97 203ZM107 200H106V201H107ZM126 200H127V201H126ZM261 200H262V199H261ZM11 201H13L12 204L10 203ZM29 201H30V202H29ZM88 201H87V202H88ZM104 201H105V200H104ZM83 202H84V201H83ZM91 202H90V203H91ZM100 202H101V201H100ZM110 202H109V203H110ZM181 202H182V203H183V202L186 203L185 201H181ZM40 203H41V202H40ZM76 203H77V202H76ZM184 203H183V204H184ZM8 204H11V206L8 205ZM29 204L32 205V206L30 205L31 208H30V206H28ZM41 204H42V203H41ZM69 204L67 203V208H66L67 211L70 210V209H68V207H71ZM110 204H111V203H110ZM114 204H115V205H114ZM128 204H129V205H128ZM68 205H69V206H68ZM75 205L77 206L78 204H75ZM75 205H73V207H74ZM111 205H112V204H111ZM8 206H9V207H8ZM35 206H36V208H37V207L40 208L41 211H40V209L36 211V208H34ZM76 206H75V207H76ZM183 206H184V205H183ZM185 206H186V204H185ZM185 206H184V207H185ZM46 207H47V206H46ZM46 207L44 206V208H46ZM75 207H74V208H75ZM158 207H161V206L159 205ZM38 208H37V209H38ZM71 208H72V207H71ZM132 208H133V209H132ZM181 208H183V207H182V204H181L180 209H181ZM72 210H74V209L72 208ZM133 210H134V211H133ZM38 211H39V213H38ZM45 211H46V209H44V212H45ZM47 211H48V207H47ZM47 211H46V212H47ZM70 211H71V210H70ZM70 211H69V212H70ZM23 212H24V214H23ZM46 212H45L44 215H47L46 217H48L49 214H46ZM134 212H135V213H134ZM47 213H49V211H48ZM67 213H68V212H67ZM131 213H132V214L134 213L135 215H133V217L131 216L132 218L130 219V215H131ZM25 214H29L30 216H29V215L24 216ZM214 214L216 215V211H215V210H214ZM214 214H213V216H214ZM44 215H43V213H42V216H41V217H43ZM117 215H116V216H117ZM28 216H29V217H28ZM116 216L114 215V217L117 219L118 216H117V217H116ZM137 216H139V213H138ZM137 216H136V218H137V219L139 218V220H140L141 218H140V217H137ZM24 217H25V219H24ZM26 217H28V219H27ZM31 217H32V216H31ZM35 217H36V216H35ZM37 217H36V219H35V220H37V221H36V224H37L38 222H41V223H38V225L41 224L42 228L44 227L43 229H45L46 227H45V225L43 224V220H44V223H45L46 219L48 220V218H46V217L44 216L46 219H45V218H44V219H43V218L41 219V217H40V215H39V218H40L42 221H41V220L38 221L39 218H37ZM22 218H23V219H22ZM214 218H215V216H214ZM26 219H27V220H26ZM129 219H130V220H129ZM22 220H24V221H22ZM25 220H26V221L29 220L30 223H29V222H25ZM30 220H31V221H30ZM118 220H119V219H118ZM122 220H119V221L122 222ZM128 220H129V221H128ZM139 220H136V221H139ZM133 221H135V220H133ZM133 221L130 222V223H131V224H132V223H135V222H133ZM31 222H32V224H33V225H32L33 230H32L31 228H29L32 232L29 231V233H28V232H26V230H27L26 228H28L27 225H28V224L30 225ZM125 222H123V223H125ZM214 222H215V219L212 220V226H211L212 228H213V226H217V224L214 223ZM27 223H28V224H27ZM47 223H48V221L46 222V225H47ZM130 223H129V225H130ZM21 224H22V225H21ZM25 225H26V227H25ZM29 225H28V226H29ZM43 225H44V226H43ZM48 225H49V224H48ZM48 225H47V227H48ZM30 227H31V226H30ZM22 228H24L25 231H24ZM50 228H51V227H50ZM50 228H49V229H50ZM21 230H22V231H21ZM213 230H215V227H214ZM263 230H264V229H262L261 231H263ZM20 231L23 232V234H24V232L28 233V234H27L28 236L26 235V233L24 234V235L27 237V238H26V237L23 238V240H24L23 242H24V243L21 242L22 239H19V240H18V238H17V237L20 238V236H21ZM261 231H260V233H264V231H263V232H261ZM51 232H53V231H51ZM30 233H31V234H30ZM18 234H20V235L18 236ZM23 234H22V236H23ZM29 234H30V236H32V237H29ZM45 234H46V233H44V236H45ZM52 234H53V233H48V234H46V237H44L43 235H42V236H43V238L46 240V239H47V236H49L48 238L51 239L50 235L52 236ZM263 235H264V234H263ZM22 236H21V238H22ZM37 236H38V235H37ZM258 236H260L261 239H264V237H262V235H259V234H258ZM28 237H29V238H28ZM210 237H211V236H210ZM211 238H212V237H211ZM253 238H254V237H253ZM25 239H26V241H27V244H26ZM44 239H43V240H44ZM49 239H47V240H49ZM209 239H210V238H209ZM212 239H214V238H212ZM2 240H3V239H2ZM2 240H1V241H2ZM45 240H44V242H43V243H44V246H42V245L40 244L41 242L39 243V241L37 240L36 243H37L38 245H35L36 243L34 244L35 246H37V249H35L36 251L38 250V248H40V247H38V246H40V245H41L42 248L45 247V244H46V241H45ZM206 240H207V239H206ZM206 240H205V243H206V242H207V243H210V242H211V244H212V241H214V240H212V241H211V240H210V241H208V240L206 241ZM254 240H255V239H253L252 241H254ZM4 241H5V240H3V243H4ZM32 241H33L34 243H32ZM6 242L4 243V245H5V246H7V245L10 246V244H7ZM20 242L22 243V245H21ZM28 242H31V244L29 243V244H30V245H29ZM254 242H256V241H254ZM207 243H206V244H207ZM12 244H11V245H12ZM19 244H20L21 246H19ZM39 244H40V245H39ZM47 244H48V241H47ZM252 244H255V243L252 242ZM27 245H29V246H27ZM34 245H33V251H32V249L29 248L30 252H31V251H32V252H36V251L34 250V248H36V247H34ZM208 245H210V244H208ZM208 245H207V246H208ZM212 245H213V244H212ZM8 246L6 247V249H8ZM21 247H22V248H21ZM9 248H10V247H9ZM25 248H24V249H25ZM31 248H32V247H31ZM42 248L39 249L40 251L38 250V251H39V254H40V252L43 253V251H45V250L42 249ZM236 248H237V250H240L238 247H236ZM236 248H235V247L233 248V250H234V253H233V254H232V252H233L232 248H231V250L228 249L230 252H229L228 250L225 251L224 249H223L224 252H223V251H221V252L224 253V254H226V253L228 252V253H231L230 255H234V254L238 255V254H240V252L237 251V250H235ZM12 249H13V247H12ZM12 249H11V250H12ZM15 249H16V248H15ZM27 249H28V248H27ZM27 249H25V250H27ZM41 249H42V250H41ZM11 250L8 251V252H11ZM29 250L25 251V256H26V254H27V255L30 254V253H28ZM38 251H37V252H38ZM235 251H237V252H239V253L237 254V252L235 253ZM26 252H27V253H26ZM32 252H31V253H32ZM45 252H46V251H45ZM14 253H18V252H14ZM218 253H219V252H217V255H218ZM18 254H20V253H18ZM18 254H15V255L18 256ZM22 254H24V251H23ZM22 254H21V255H22ZM44 254H46V253H43V256H44ZM224 254H223V255H224ZM213 255H216V252H215V253H212L211 256H213ZM220 255H221V254H220ZM220 255H218V256H219V259H221V258H223V257H224V258L227 257V254H226V256H225V255H224V256L222 255L223 257L220 256ZM228 255H229V254H228ZM22 256L24 257V255H22ZM20 257H21V256H20ZM26 257H27V258H26ZM26 257H25V259H29L28 256H26ZM251 257H252V258H249L251 261L248 260V262H247L248 264H251V263H252V264H257L256 261H260V260H257L256 258H254L253 256H251ZM208 258H209L208 260H209L210 263L207 262V261H208V260H207V261L205 262V264H211V263H214L216 260H219V259H216V260H215V258L212 257V258H214V261L212 260L213 262H211V260H210L211 257L209 256ZM216 258H217V256H216ZM253 258H254V259H253ZM22 259L25 260L24 258H22ZM22 259H21V260H22ZM23 260H22V261H23ZM261 260H264V259H261ZM27 261H29V263H30V260H27ZM252 261H253V262H252ZM23 262H24V261H23ZM216 262H217V261H216ZM250 262H251V263H250ZM254 262H255V263H254ZM260 262H261V261H260ZM263 262H264V261H263ZM263 262H261V263L258 262V264H262ZM25 263H27L26 260H25V262H24L23 264H25ZM30 264H31V263H30ZM263 264H264V263H263Z\"/></svg>",
    "mask_w": 264,
    "mask_h": 264
}]
</instances>
